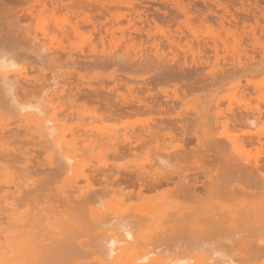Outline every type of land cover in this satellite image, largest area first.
<instances>
[{"label":"bare ground","instance_id":"1","mask_svg":"<svg viewBox=\"0 0 264 264\" xmlns=\"http://www.w3.org/2000/svg\"><path fill=\"white\" fill-rule=\"evenodd\" d=\"M8 1H10V0H8ZM22 1H24V0H22ZM25 1L28 2L27 0H25ZM75 1L77 2V0H75ZM82 1L83 0H81V2ZM130 1L131 0H129V5L128 6L131 7V4H130L131 2ZM143 1H145V0H143ZM143 1H142V4H143ZM155 1L157 2V0H155ZM184 1L185 0H183V2ZM6 2H7V0H6ZM85 2L87 3L88 1H85ZM90 2H88L87 5H89ZM166 2H167V0H166ZM173 2H175V0H173ZM11 3H13V2H11ZM11 3L9 4L10 7H11V5H13ZM35 3L36 2H34V4ZM48 3H44V4H48ZM57 3H59V2H57ZM69 3H70V1L68 3H66L67 6H69L68 5ZM78 3H80V1H78ZM82 3L84 4V1ZM82 3H80V4H82ZM162 3H165V2H162ZM176 3H177V1H176ZM180 3H178V4H180ZM44 4L43 5L40 4V5L44 6ZM49 4H48V6H49ZM73 4L74 3H72L69 6V7H71L70 8L71 10H73L72 9ZM75 4H76V6H75ZM75 4H74V7L73 8H75V7H77L79 5L77 3H75ZM167 4H173V6L175 5L172 2L171 3H168L167 2ZM237 4H239V3H237ZM21 5H22V3L20 4V8L22 7ZM36 5H37V8H36ZM36 5H35L34 9H38V4H36ZM52 5L53 4H50V6H52ZM87 5H86V8H85V9H87L85 11L86 13L88 12V10L90 8ZM97 5H99L97 8L102 7V4L101 5L100 4H97ZM156 5H158V3H156ZM183 5H185V4H183ZM196 5H198V4H196ZM4 6H6V5L4 4ZM30 6L29 7L26 6V9H24V7H22V10L24 9L25 12L28 11L29 14H30V16H31V14L33 13L32 12L33 8L30 7ZM42 6H40V7H42ZM81 6H83V5H81ZM113 6H115V5H113ZM122 6H127V5L126 4H123ZM134 6L131 7V8H134ZM137 6H138V4H136V7ZM141 6L142 5L140 4L139 7H141ZM146 6H147V4H146ZM175 6H177V5H175ZM180 6H181V4H180ZM208 6L210 8V5H208V2H207V7ZM66 7H64V9ZM84 7H85V4H84ZM105 7H106V5H105ZM130 7L128 8L129 10H130ZM171 7H172V5H171ZM178 7H179V5H178ZM192 7H193V5H192ZM31 8H32V10H31ZM47 8H49V7H47ZM112 8H114V7H112ZM175 8H174V10H175ZM51 9H52V7H51ZM78 9H80V8H78ZM78 9H76V13H77ZM93 9H94V12H99L97 10L95 11V6H94L92 8L91 12L89 10L90 14L93 12ZM121 9H122V7H120V10ZM137 9H139V8H137ZM181 9L182 8H180V10ZM212 9H213V7H212ZM0 10H1V7H0ZM57 10H59V8ZM61 10H62V8L60 9V11ZM67 10L70 11L68 9V7H67ZM99 10H101V8ZM105 10L103 11L104 13H102L103 16H104V14L106 15V13L108 14V11L106 12ZM133 10H134V12H136L135 11L136 8L133 9ZM147 10L149 11V9H147ZM147 10H145V11L143 10V12H147ZM177 10L179 12V9H177ZM190 10H192V9L190 8ZM15 11H16V9H15ZM65 11H66V9H65ZM79 11H81V10H79ZM170 11H172V10H170ZM195 11H198V10L196 9ZM201 11H200L199 14H201ZM218 11H217V13H218ZM25 12H23V14H24L23 16H25V17H23L22 15H20V16H22L23 18H25V19L28 20V18H27L28 17V14H27V17H26ZM67 12H65V15H66ZM83 12H84V10H83ZM89 12L87 14H89ZM44 13H47V11L44 12ZM153 13H155V12H153ZM174 13H176V12H174ZM180 13H177V14L180 15ZM194 13H192V11H191V14H194ZM256 13H257V11H256ZM14 14L16 15V13H14ZM17 14H19L18 11H17ZM62 14H60V15H62ZM94 14H97V15H93V14L92 15L93 16H97V17L99 16L98 13H94ZM152 14H151V16L154 15V14L153 15ZM177 14H176V16H177ZM15 15H13V17L11 16L12 18L10 17V19H15L14 18ZM34 15L36 16L35 13H34ZM123 15H122V17H123ZM158 15H159V13H158ZM171 15H174V14L172 13ZM63 16H64V14H63ZM67 16L70 17V15H67ZM77 16L80 17L79 15H77ZM100 16H102V15H100ZM103 16L100 19H103ZM113 16H114V14H113ZM197 16H199V15H197ZM253 16H255V15H253ZM78 17H76V18H78ZM122 17H121V19H122ZM157 17H159V16H157ZM20 18L18 17V19H17V17H16L17 20L16 19L13 20V21L11 20V21H9V23L7 21V24H5V25L8 26V29L6 27V32L7 33H5V31H4L5 30V27H4L5 25L3 24L4 25L3 26L4 27L3 28V33L2 32H1L2 34L0 33L2 35V37L0 35V53H13V54H15L14 55V59L20 65L19 68L16 69V70L0 71V161L3 159L2 161L5 160L7 162V164H5L6 162L5 163H3L2 161L0 162V192H1V194H0V264H142L143 261H146V264H232V262L234 260L237 261V262H239V264H257V262L264 260V175H263L264 174V169L262 170L263 172L262 171L260 172V169H259V168H261V166L263 167V164L264 163L263 162L261 163L260 160L263 158L264 154H261L262 156H260V157H262V158H260V160L257 159V156H254V157L251 156L249 154V153H251V152H249L251 149L248 151L249 153L246 152L247 150H244L245 147H244L243 142L245 140H247L248 138H245L244 137L245 139L243 138L244 141L242 142L241 139H240V137H239V139H237V137L234 136L235 130H233L234 133L232 131V129L234 127H236V129H237L240 126H242L241 119H240L241 117L243 118L244 123H245V124H243V126L244 127H247L248 123L250 121H252V119H250L251 115L245 114V116L243 117L242 114H243L244 110H243V112L241 111V113H242V114H240V116L242 115L241 117L240 116L239 117L237 116V118H234L232 116L230 118V119L234 118V120L236 119L235 120L236 122H238L237 121L238 118L240 119V122L237 123L238 124V127H237V125H235L236 124L235 122H234L235 123L234 124V127H232L233 125H231L229 123L228 124L231 125V126L228 127L226 121H221L220 120V119L224 118V117H222V115L220 116V112L223 109L219 113L217 112L216 114H213L211 116L208 114V116H210L209 119H207V117L205 119V115L204 114L195 113L196 117H195L194 120H196V122L199 125H201V127H202L201 129H202V132H203L202 133L203 134L202 139H201V136H198L199 138H197L198 139L197 142L199 143V146H198L199 148L197 147L198 148V153L197 154H199L200 156L199 155H195V152H193L192 149H189V147H188V149H186L184 146H182V144H183V142H185V140L184 141L182 140L181 146L184 147V149L187 150V151H189V152H187V151L183 152L184 149L183 150L180 149L181 150L180 151L181 153L179 151H177L179 149L177 147V145H176L177 142L173 141L176 146H174L173 143L171 144L170 143V140H169V143H168V141H167L169 139V135L168 134H167L168 135V139L166 140L167 142L164 143V145L162 144L163 138L162 137L159 138L158 135L161 136L164 133L165 134L168 133L166 131L167 129H164L163 128L164 125H166V124H163V122H162V124H163V127H162L163 129L162 130H161V128H157V129H159L161 131V132H159V130H158L159 133L156 132V131H153V128L154 127L153 128L147 127V125L150 126V123H151L150 122L151 121V115L152 116L154 115V114H148L149 113L148 110L150 108L146 109V107L148 105L150 106L151 104L148 101L149 104L148 105L147 104L145 105V103L147 102V100H143V102L146 101L145 103H143L142 100L140 99L141 100L140 103H143L146 106L145 107L146 112L142 108V106H144V105L141 104L142 105L141 106L140 104H135L136 102L138 103L139 101H136L135 102L133 100L135 103H132V100L130 99L131 102H129L130 105L135 104V106L136 105H139V107L141 106L142 110H144V113L143 114L141 113L142 115H145L148 112L147 114L150 115V117H149L150 119L149 118L146 119V118L143 117L144 120H145V122L148 121V120L150 122L149 124H146L145 123L146 124V127H142L141 125L143 123H140L141 125L140 124H138V125H140L142 128H140V130H139V127L136 126L137 125L136 123H135L136 125L135 124H132V125L129 124L132 127H130V126L127 125V126L124 127V130L125 131L122 132V129H121L122 127L121 128L119 127V129H117L118 126L116 127L114 125V121L115 120H112L111 118H108V119H110V120L113 121L112 126L111 125L108 126L110 123L108 125H105L103 123V120L104 119L102 120V118H104L106 115L107 116L110 115V109H106L105 108V113H107L108 110H109V112H108L109 114H106L104 117H102V116L99 117L100 115L98 116L97 115V112L95 110L92 109L93 111H95L94 113H96V114L92 113L93 112L92 110H91L92 112L90 110L88 111V109H91V108H88L89 105L92 108H95L96 106H98L99 105L98 102H97L98 105L97 104H95V105L93 104L92 106H91V102L93 100H95L94 98L96 96H97L98 99L102 96V99L104 97L105 100H106V101H104L102 103H105L107 105V101H108V102H110V104L108 103V105H112L113 104L112 105L113 108H114V106H115V108L118 105L120 106V107L118 106L116 108L118 110L116 112V109L113 110L112 107H110V106L107 105L108 108H111V110H112L111 113H114V114L117 113V115H118V112L120 110L119 108H121L122 105L124 104V103L123 104L120 103L121 100L123 102V100H125L127 98V97H124L122 95V91H124L125 89L122 90V88H120V91H119L120 94L117 93V91H118L117 89L119 88V86L121 84L117 88V85L120 83V81H118L119 82L118 83L117 81H115V78L114 79H109L110 81H108V83L106 82L107 83L106 85H102L103 83H105V81L102 78L103 81L101 80V83L99 82V84H98V86H100V89L97 88V84L90 83L91 80L90 81H82L84 79L82 76L84 74H87V73H84L83 74L84 69L86 70L84 72H87V70H88V74L91 73V70L89 68L87 69V67L85 66V64L86 65L87 64H91L90 68H92V67H94V65H97L98 64L97 62H99V66H100L101 65L100 63L101 62H104V61L105 62H107V61L109 62V61H111L112 62L111 65H110V68H111L112 64H116V67H117L118 66L117 63H120L121 62V65H122V62H125L126 65H122V67H119V68L117 67L118 69L116 68L117 70H119L121 68L123 69L126 66H128L127 63H130L132 60H134V59H136V60H138V59L143 60L148 55L145 56L144 55L145 53L144 54L143 53L142 54H139V53L142 52V50H140L141 52L140 51L139 52L138 51L137 52L135 51V53H131V50L132 49L128 48L129 45H130V44H128L129 41H128V43L127 42L125 43V44L128 45L127 46V45L124 44V42L126 40L125 41L123 40L124 42H122V41H119L117 39H114L115 38L114 35L116 33L115 34L111 33V35L109 36L110 39H111L110 41H111V44L112 45H110L108 48H106V46H105L106 43H104L107 40L104 41L103 40L104 36H102L103 37L102 38L99 35V39L97 38V40H99V43L101 45V49L98 50V48H97L98 47L97 46L98 43H96L97 40L95 41L93 39V41H92V38H91L92 35L91 34H90L91 35L90 36V35H86V34L80 32V30L83 28V26H80L79 25V27H82L79 30L77 28L76 21H75V23H76L75 25H69V24H64V21H62V20L57 21L58 20V18H57V20L54 21L56 23L55 27L57 28L56 29L54 27L57 30L56 33L59 32V33H61V34L64 35V38L63 39L62 38L61 39H58L59 37H57L55 34L52 35V36H49V34L51 33V31H49L50 33H48L49 27L47 29V25H46V22L44 20L37 19V23L34 26V29H31L29 26L27 27V23H29V22L26 23V27L23 24L24 22L23 23L21 22V24H19L20 20L22 19V18L21 19ZM32 18H34V17L32 16ZM36 18H38V16ZM71 18H73V17H71ZM104 18H106V17H104ZM128 18H130V17H128ZM194 18L195 19H193V20H196V17H194ZM74 19L75 18H73V19L70 20V18H69V21H73ZM98 19H99V17H98ZM160 19H162V15H161V18ZM165 19H166V16H165ZM29 20H32L31 17H30ZM148 20H149V18L147 19V21ZM158 20H156V21L158 22ZM190 20H192V19H190ZM5 21H6V19H5ZM97 21H100V20H97ZM240 21H242V20H239L238 24L241 23ZM247 21H249V20L247 19ZM10 22L13 24V26H12V24H10ZM31 22H34V21H31ZM110 22L108 23V26L111 24ZM138 22H140V21H138ZM143 22H146V21L143 20ZM151 22H148V23H151ZM154 22L155 21H153L152 23L155 25L156 23H154ZM201 22H205V21L202 20ZM116 23L117 22H115V24ZM165 23L166 22H164V24ZM92 24H94V23H92ZM105 24L107 25L106 22H105ZM121 24L118 25V23H117V25L119 27H121L120 26ZM173 24H174V22H173ZM173 24H170V26L173 25ZM236 24H235V26H236ZM21 25L23 27H21ZM30 25H33V23H31ZM83 25H85V23ZM97 25L99 26V24H97ZM144 25H145V23H144ZM0 26H2V25H0ZM87 26H88V24H87ZM89 26H91V25H89ZM98 26L92 25L91 26V27H93L91 29L92 32L94 31V28L96 27V29H97ZM167 26H169L168 23H167ZM233 26H234V24H233ZM51 27L52 26H50V28ZM126 27H127V25H126ZM191 27L189 29H191ZM255 27L256 26L254 25V29H255ZM12 28H14V29H12ZM96 29H95V32H96ZM99 29L100 28H98V30ZM124 29H125L124 31L129 32V31H127V30H129L128 28H127V30H126V28H124ZM54 30H53V32H54ZM88 30H90V29H88ZM105 30H103V31H105ZM212 30H213V28H212ZM99 31H102V29H100ZM108 31H110V30L108 29ZM121 31H120V33H121ZM71 32L74 34L72 36L74 38L73 41H71L72 38L70 39V36H69L71 34ZM188 32L191 34L192 31L191 32L188 31ZM246 32H247V30H246ZM246 32H245V34H246ZM59 33H58V35H59ZM85 33H87V31H85ZM120 33H119V35H120ZM162 33H164L163 30H162ZM207 33L208 32H206V34ZM104 34H106V32H104ZM131 34H133V33H130V35ZM192 34H195V33L192 32ZM192 34L190 35L191 37H192ZM122 35H123V33L121 34V36ZM126 35L128 36V34H126ZM130 35H129V37H131ZM137 35L139 37V34H137ZM152 35H151V38H152ZM186 35H187V33H186ZM220 35H218V36L220 37ZM248 35L250 36L251 34L249 33ZM94 36L96 37L97 35H94ZM121 36H118V34H117V37L120 38ZM193 36H195V35H193ZM197 36L200 37L199 35H197ZM197 36H196V38H197ZM204 36L205 35H203V37ZM157 37H159V36H157ZM184 37L186 38V36H184ZM187 37H189V35ZM191 37H189V39ZM243 37H242V39H243ZM134 38L135 37H133L132 40ZM261 38H263V37H261ZM136 39H138V38H136ZM148 39L149 38H147V40ZM155 39H156V36H155ZM168 39L165 40V41L166 42L168 41V43L170 45H173L174 46V44H177V42L175 41L176 40L175 38H174L175 40H173V39H171V40L169 39L168 40ZM177 39H179V38H177ZM193 39H194L193 42H196L198 40V39L196 40L195 38H193ZM200 39H201V40H199L200 42L197 41V43L203 42V39L204 38H200ZM205 39H206V36H205ZM208 39L210 40V37H208ZM211 39H213L212 36H211ZM215 39H220V42L222 40L224 44L226 43L225 42L226 41L225 39L223 40V39L218 38V37L215 38ZM191 40H189L188 42H191ZM209 40H206L205 44H204V42H203V44L206 45V43L209 42ZM94 41H95L96 45L93 43ZM135 41H136L135 44H138L139 46H140V44L143 43V41L142 42L139 41L140 44L137 43V40H135ZM162 41L163 40H161V42ZM260 41H261V39H260ZM149 42L150 41H148V43ZM151 42H150V44H152L154 41L152 43ZM215 42H217V40ZM233 42H235V41H233ZM197 43H195V45ZM223 43L221 42L220 44L223 45ZM123 44H124V47H123ZM135 44L133 43V46H131V48L132 47L133 48L136 47L135 49H137L138 46L135 45ZM181 45H182V43H181ZM84 46H87L88 47V49H86V50H88V52L85 51V53L87 52V54L84 53V50H85V49L83 50ZM156 46H157V43H156ZM166 46L167 45L163 46V44L162 45L160 44V47H161V48H159L160 51H161L162 48L165 50ZM188 46H187V48H188ZM199 46H201V45H199ZM214 46H213L212 50L214 49ZM245 46H247V45L245 44ZM190 47H192V46H189V48ZM209 47H211V46H209ZM216 47H218V46H216ZM232 47H230V48H232ZM187 48H186V50L188 52V49ZM234 48H233V50H234ZM152 49L155 50V48H152ZM159 49H158V51H159ZM192 49H194V48L192 47ZM206 50L207 49H205V51ZM216 50H217V48L214 49V51L212 52V55L214 54V56H217L218 53L216 52ZM233 50H231V52H232L231 54L233 55V59L235 57H236V59H238L237 57H239V56H234V54H235L236 51L233 52ZM146 51H148V50H146ZM177 51H176V53H177ZM184 51H185V49H184ZM195 51H196V49H195ZM218 51H220V50L218 49ZM240 51H242V50H240ZM174 52H175V50H174ZM187 52H186V54H188V56L190 57V54L192 53V51H191V53H189V52L187 53ZM159 53L162 54L161 52H159ZM198 53L201 54V53H204V52H201V53L198 52ZM198 53H197V55H198ZM263 53L264 52H262V56H264ZM138 54H139V56H137ZM160 54H158V53L154 54V56H153L154 58L151 56L153 59H151V57H150V59H151L150 61L151 62L149 61L150 63L147 64L148 61L147 62L145 61V63L148 66L150 64V67H152L153 69H154L156 63H157L156 64L157 69H159L158 66L159 67H161V66L164 67L167 71L169 69L171 70V68L173 66L177 68V66L174 65L177 62V58L174 61H173V59L175 57L173 59L170 58V60L168 59L172 63V66L170 65L171 68L169 66V69H167L168 68V65L166 64L167 65V68H166L164 66L165 64H163L164 63L163 60H165V62H166V59H167V58L164 59L165 57H167L165 55L166 53L164 54L165 56H163V54L162 55H160ZM204 55H202V58L204 57ZM239 55H241V54H239ZM251 55H253V54H251ZM188 56H186V57H188ZM198 56H200V55H198ZM218 56H219V54H218ZM226 56H227V53L225 55H222L221 57L223 58V57H226ZM258 56L261 58L262 57L261 56V53L259 55H257V57ZM191 57L195 58L196 57V54H195V57L194 56H191ZM205 57H208V56H205ZM211 57L213 58V56H211ZM228 57H229V60L231 61L230 58H232V57H230V56H228ZM228 57H226V58L228 59ZM240 57L242 58L243 55L240 56ZM247 57H248V55H247ZM247 57L245 56V57H243V59L245 58V60H246ZM254 57H256V55H254ZM12 58L13 57H10V59H12ZM182 58H184V57H182ZM188 58H186V59H188ZM215 58H217V57H214L213 59H215ZM226 58H225V60H226ZM203 59H205V58H203ZM253 59L254 58H252V61L250 59H248L247 61L250 60V62L252 63L254 61ZM27 60H28V63H29V60H30V62L31 61H33V62L35 61V62H38V64L39 63L40 64H42V63L44 64V62H47V64H49V65L48 66L46 65L45 67H42V68H44V69H42L40 64L36 66L37 63H34L36 68L37 67L39 68V66H40L41 69L39 68V71L36 70L37 72H39L38 73L39 74L38 75L39 77L36 75V76H34L36 79L34 77H33L34 79H32V78L30 79V77L28 75L29 73L26 70V69H28V67L26 68V65L27 64L25 65V61L27 62ZM62 60H65V62H61ZM136 60H134V63L136 62ZM146 60H149V59H146ZM196 60H198V59H196ZM239 60L240 59L237 60L238 61V63L236 62L237 64L234 63L235 60L233 62L231 61V63H232L231 66H233V64L234 65H237L236 71H237V69H239L238 67L243 66L242 63H241V61H243V60H241V61H239ZM260 60L261 59H259V61ZM263 60H261V61L264 62ZM208 61H209V59H208ZM210 61H211L212 64L214 63L213 60L210 59ZM261 61H260V63H261ZM141 62H143V61H141ZM141 62H140V60L136 62V63L140 64V66L137 67V68H139L138 69L139 71H140V67H141ZM152 62H154L153 63L154 67L151 66V63ZM161 62H163V63H161ZM178 62L180 63L179 60H178ZM183 62L185 63L186 61H184V59H183ZM193 62H195L194 59H193ZM245 62L243 61L244 65H246ZM80 63H82V64L84 63L83 64L85 66L84 69H82L83 66ZM132 63H133V61L130 64H132ZM145 63H142V64L143 65H146ZM158 63H160V64H158ZM204 63L206 65L205 66L206 68H208V66L211 64V63H209V65L207 66V63L208 62H205V60H204ZM195 64H193V66ZM228 64H230V62H228ZM252 64H251V66H252ZM255 64H258V61ZM102 65H103L104 68L99 67L97 65L96 66V67H98L97 69L99 70L101 68L102 70L104 69V71L106 69H109L108 68L109 64H105L106 66L104 64H102ZM132 65H134V64H132ZM143 65H142V67H143ZM248 65H250V64H248ZM27 66H29V65H27ZM119 66H120V64H119ZM134 66L132 67L133 68L132 69V72L129 69V66H128V68L126 67L125 69H123V71L128 69L129 70L128 73H131L132 74L133 73V70L136 69V66H135V68H134ZM218 66H216V68L218 67V71L219 72L222 71L221 69H219L221 65L218 64ZM228 66H230V65H228ZM228 66H226V67H228ZM251 66H249V67L250 68L254 67V65L252 67ZM33 67L34 66H32V68ZM80 67H81V69H80ZM88 67H89V65H88ZM96 67H94V68H96ZM113 67H114V65H113ZM142 67H141V69H142ZM195 67H197V65ZM200 67L202 68L203 66H200ZM205 67L202 68V71H203V69ZM246 67H248V66H246ZM246 67H243V69L246 68ZM77 68L79 69V72L81 71V73L83 74V75L81 74V77L83 79H80L81 80L80 82H78V79L77 78L73 79V80H76L77 79V82H78V83L74 84V86L76 85L74 87V89L77 90L76 91L73 88H71L72 87V85H71L72 83L71 82L73 80L71 81L70 79L71 78H74L76 76V75L75 76L72 75L73 77H71V74H72L71 73V70L75 69L73 71L78 72ZM152 68H150L151 69L150 71H153ZM164 68H163V70H164ZM213 68H212V71H214V70L216 71V68H214V69ZM232 68H234V67H232ZM240 68L242 69V67H240ZM97 69H94V71H93L95 75H96V73L98 74V72L95 73V70L98 71ZM144 69L147 70V68H145V66H144ZM181 69H184V68H181ZM196 69L198 70V68H196ZM205 69H204V72H205ZM209 69H210V66H209ZM247 69H249V68H247ZM247 69H246V71H249ZM44 70H48L49 72L46 73L47 71L45 72ZM89 70H90V72H89ZM115 70H113V71H115ZM210 70L209 71L206 70L207 71V74L205 72V74L207 75V77L209 75L212 76L213 74H215V72L213 73ZM234 70H235V68H234ZM100 71H99L100 75L102 73H104L103 71L102 72H100ZM113 71L111 73L110 72V69H109L108 72H110V75H112L113 74ZM150 71L148 70V72H150ZM175 71H176V69L174 70V72ZM186 71L184 73H186ZM251 71H250V73H251ZM116 72H118V71H116ZM116 72H114V74H116ZM119 72H120V70H119ZM119 72H118V75H120V76L123 75L121 73L122 71L120 72L121 74H119ZM124 72L126 73L127 71H124ZM144 72H146V71H144ZM161 72H162V70H161ZM170 72H168V73H170ZM174 72L172 71L173 74H174ZM181 72H182V70H181ZM189 72H190V70H189ZM197 72L198 71H196L195 73H197ZM199 72H200V74L202 73L201 70H199ZM208 72H210V73L208 74ZM219 72H216V73L219 74ZM233 72L235 73V71H232V74H234ZM238 72L241 73L240 70ZM137 73H139V72H136V74ZM155 73H156V71H155ZM155 73H153V74H155ZM193 73H194V71H193ZM193 73H190V74L192 75ZM224 73H220V74L222 75ZM35 74H37V73L35 72ZM94 74H92V75H94ZM171 74H170V76H171ZM176 74H174V75H176ZM188 74H186V77H187ZM190 74L188 76H190ZM200 74H198V76ZM220 74H219V77H221ZM227 74L228 73L226 71V75L223 76V79L229 80V79H231V76L233 77V75H231L230 72H229V75L230 76H228ZM254 74H256V73H254ZM262 74L263 73H261L259 76H262V78H263L264 76ZM30 75L32 77L33 73H31ZM126 75H128V77H129V74L126 73ZM134 75H135V73H133V76ZM251 75H253V74H250V76ZM69 76H70V79H69ZM108 76L109 75H107V77ZM113 76H111V77L113 78ZM133 76L131 75L130 76L131 78L129 77L128 78L129 80H127L126 83L128 81H130V80H133V78H132ZM195 76L198 77L197 75H195ZM202 76H205V75H202ZM256 76L259 77L258 75H256ZM90 77L92 78V76H90ZM98 77H100L99 74H98ZM121 77H125V76H121ZM163 77L166 78V76H163ZM179 77L181 79V77H185V75L183 74V76H179ZM228 77H230V78L228 79ZM242 77H244V76H242ZM78 78H80V76ZM117 78H116V80H119V78L118 79ZM160 78H162V77H159V79ZM192 78H194V77H191V79ZM209 78H210V76H209ZM215 78H217V76H215ZM247 78L248 77H246L244 79L246 80ZM125 79H127V78H125ZM197 79L198 78H196L195 81ZM204 79L202 78V81H204ZM212 79H213V77H212ZM6 80L8 81V87L5 86V81ZM123 80H121V81L123 82ZM172 80L173 79H171L170 81H172ZM217 80L220 81V78L219 79L217 78L216 81H214V82H217ZM247 80H249V79H247ZM260 80H259V84L257 83L259 85V86L257 85L258 86L257 88H259L261 90L260 86H262V84L260 85ZM141 81L142 80H139L138 82L137 81L136 82L137 83H140ZM192 81H194V80H192ZM252 81H253V79H252ZM74 82L75 81H73V83ZM134 82H135V78H134ZM169 82L167 81V83H166L164 81V83H165L164 85H166V84L168 85ZM249 82H251V80ZM68 83H70L71 86ZM144 83H145V81H144ZM190 83H191V81H190ZM196 83H197V81H196ZM198 83H200V82H198ZM205 83H208V82L204 81V84ZM159 84H160V82H159ZM200 84H198V86ZM204 84H203V86H205ZM215 84H217V83H215ZM93 85H95V87H94L95 89L92 88ZM111 85H113V86L112 87H109ZM130 85H132V84H130ZM154 85H155V83H154ZM156 85H158V83ZM207 85H210V83L207 84ZM207 85L205 87H202V86H199V87H202L203 90H206L205 88L207 87ZM253 85L254 84L252 83L251 86L254 87V89H255V85L254 86ZM120 87H123V86H120ZM127 87L128 86H126L125 88H127ZM180 87H182V84H181ZM189 87L191 88V85ZM252 87L250 89H252ZM262 87H264V86H262ZM82 88L84 90L88 89L89 90V94H91V92L94 93V95L91 94V95H93L94 98H91V97H90L91 99L90 98H87L88 100L86 102H87V104L89 103V105H87V104H85V105L88 106L87 107L88 109L86 108V106H84L83 102H85L84 99L86 100V97H89V96L87 95L88 93L85 91L87 93L86 94L87 96L86 95H83V94H85V93H83L82 95L84 97L86 96L83 99V96L79 93V91H83ZM136 88L137 87H135L134 89H136ZM154 88H155V86H153V89ZM234 88L235 89H238V87L237 88L234 87ZM97 89H99V90H97ZM141 89H143L142 86H141L140 90ZM144 89H146V88L144 87ZM193 89L194 88H192V90ZM263 89H262V92L264 94V90ZM73 90H74V92L76 91V93L72 94L73 93ZM136 90H138V88ZM197 90H199V88H197ZM197 90H195V91H197ZM102 91H104L106 93L107 92H111V94L115 92L116 95L118 97H120L119 99H121L120 102L118 100V102L121 105L120 104H117L118 103L117 101H114V100L112 101V99H114V98L116 99L117 98V97H114L113 94L112 95L109 94L110 97L112 96L113 98H110L109 95L106 94L110 98V101L107 100L109 98H107L106 95L105 96L100 95L101 93H104ZM128 91L129 92H132L133 91V88H132V90L128 89ZM128 91H125L126 94H127ZM238 91H241V90H238ZM245 91H246V89H245ZM252 91H253V89H252ZM133 92H135V91H133ZM139 92L141 93V91H139ZM179 92H180V90H179ZM262 92H261V94H262ZM98 93H100V94L97 95ZM181 93H182V91H181ZM253 93H255V90H254V92H252L250 94H253ZM77 94H80L81 95V96L78 95L79 97H81V99L80 98H77L79 100H76L75 99V96ZM131 94L132 93H130V97H131ZM227 94H229V93H227ZM239 94H236V95H239ZM128 95H129V93H128ZM135 95H136V93H135ZM154 95H155V93H154ZM171 95H173V94H171ZM248 95H249V91H248ZM248 95L245 94L244 96L246 97ZM136 96H135V98H136ZM157 96L159 97V99H161L160 98L161 95H158L157 94ZM132 97H133L132 99H134V93H133V96ZM148 97H150V96H148ZM186 97H188V96L186 95ZM225 97H223V98H225ZM240 97H242V96H240ZM13 98L15 100V103L13 102ZM61 98L62 99L65 98L67 100V105L69 104L68 105L69 107L66 105V103H65L66 101L63 102V103H65L64 105H66V107L65 106H62V104L59 102ZM247 98H248V100H247ZM247 98H246V102L249 101V99L251 98V96L250 97H247ZM252 98L254 99V97H252ZM148 99H151V98H148ZM156 99H158V98L156 97ZM235 99H236V97H235ZM81 100H82V103H81ZM128 100H129V98H128ZM261 100L262 99H260L259 102L263 103V100L262 101ZM77 101H79L81 103V104L78 103V105L80 104L81 108L78 105H77L78 107H76L79 110L75 108L76 104H74V102L76 103ZM111 101H112V103H111ZM220 101H222V99ZM231 101H230V103H231ZM94 102H96V100ZM157 102H159V101H157ZM160 102L161 103H165V100H164V102H162V101H160ZM166 102H167V100H166ZM235 102L234 103L232 102V103L235 104ZM125 104H126V101H125ZM129 104L126 105V107L128 108L129 111L128 110H123V114H124L125 117H123V119L122 118L121 119L124 120V121H125L124 118H127L128 117V114L130 113V111L132 109L133 110H136L135 113L138 112L137 111L138 108L134 109V105H133V108H131L132 106L131 107H128V106H130ZM156 104L157 103L155 102V105ZM160 104H159V106H160ZM167 104H169V103H167ZM167 104H166V106H167ZM173 104L176 105V103H173ZM200 104H199V106H200ZM221 104L222 103L220 102V105ZM223 104H222V106H223ZM255 104L258 105L257 103H255ZM100 105H103V104H101V101H100ZM100 105H99V109H100ZM106 105H105V107H107ZM177 105H178V103H177ZM256 105H255V107H256ZM259 105H261V104H259ZM253 106H250L252 108H249L248 105L244 106V108L245 109H248V111H250V110L252 111V112L251 111L248 112V111L245 110V112H248V113L252 114V116L256 115V112H257V115L256 116H258V117H255L254 116L253 122H250V123H252V125H250V123L248 125L250 128L252 126V129H250L249 127H247L249 129H245L246 134L248 132L249 135L254 130L253 129L254 128L253 125H255V122L258 123L257 121L260 120V116L262 117V115L264 114L263 113L264 112V110H263L264 107L263 106H261V107H263V108H261V110L256 109V108L254 109ZM61 107H65V110L68 107V110L67 111H69L68 112V113H70L69 117L73 120V121L71 120L72 123L69 124V122H68V121H70V119H69V117L67 118V116H68L67 111L66 112L64 111L67 114V116L65 114H63L64 113L63 111L62 112H59ZM102 107L103 106H101V109H102ZM150 107L152 108V105ZM194 107L196 108V106H194ZM217 107H218V105H217ZM96 108H98V107H96ZM232 108H234V107L232 106ZM22 109H24V110H22ZM74 109L76 111H74ZM123 109H125V108H123ZM154 109H155V111L157 110L155 107H154ZM154 109H152V110H154ZM161 109H160V112H161ZM219 109H217V110H219ZM103 110H104V108L102 109V111ZM106 110H107V112H106ZM166 110H168V109H166ZM166 110H164V111H166ZM191 110H190V114L188 113L190 115V117L193 115V114L191 115V113H193V110H192V112H191ZM230 110L233 111V109H231V108H230ZM262 110H263V112H262L263 114L261 113ZM120 111H122V110H120ZM126 111H128V112H126ZM139 111H141V110H139ZM151 111H150V113H151ZM168 111L171 113L172 109L170 108V110H168ZM231 111H229L228 113L230 114ZM234 111H236L237 113H239L238 110H234ZM124 112H126V113H124ZM156 112L158 113L159 111L157 110ZM98 113H100V111ZM105 113L104 112H101L100 114L101 115H104ZM152 113H153V111H152ZM114 114H113V116H114ZM119 114L120 115H118L117 118H116V115H115V119H119L118 117H121L122 112H120ZM133 114L131 113V115H133ZM141 114L139 113V115H141ZM164 114H166V113H164ZM176 114L175 115L173 114V115L176 116ZM181 114H182V112H181ZM229 114H227V115L230 117L231 115H233L235 113L232 112L231 115H229ZM224 115H225V113H224ZM159 116H160V114H159ZM161 116H163V115H161ZM178 116L179 115H177V117ZM235 116H236V114H235ZM155 117L156 116H153L154 119H152V120H155ZM229 117H227V118H229ZM164 118H166V116ZM178 118H180L179 119L180 120V123H182L183 121H185V120H183V121L181 120V118L182 119H185V115H183V117H178ZM192 118H193V116H192ZM108 119H106L105 121L107 122ZM131 119H132V117L130 118V120ZM133 119H135V118H133ZM157 119H156V122H157ZM172 119L174 120L175 118L173 117ZM130 120L128 118V121H125L124 122L125 124L124 123H121V125L122 124L123 125H126V123L128 124L130 122L132 123V121H136L137 122V120H139V119H135V120H132V121H130ZM179 120L176 121V122L178 123ZM234 120H230V121L232 122ZM166 121H167V119H166ZM166 121H165V123H166ZM191 121L189 120V122H191ZM245 121L247 122V125H246V122ZM228 122H229V120H228ZM171 123L172 122H170V123L168 122V124H171ZM174 123L175 122H173L172 125ZM194 123L195 122L190 123V124H188V126L189 125L190 126L191 125L195 126L196 123L195 124ZM12 124H13V126H14V124H16L14 128H13V126L11 127ZM118 124H119V122H118ZM151 124H153V123H151ZM184 124H185V122H184ZM239 124H240V126H239ZM121 125L119 124V126H121ZM133 125H135L136 127H138V130L137 129H134L135 127ZM153 125H155V124H153ZM169 126L170 125H168V127H167L168 128V131L171 128H176V127H171L169 129ZM180 126H182V125H180ZM188 126L185 127V128L187 129ZM218 126L219 127L221 126V128H222V131L219 133V137H220L219 140H218L219 142L216 141L215 138H214V134L217 132V130H218L217 127ZM243 126H242V128H244ZM261 126H264V124L263 125H260L258 128L261 129ZM227 127L230 128V129L232 127V129L231 130L229 129V130L231 131V133L233 135L228 132ZM190 128L192 130V127H190ZM258 128H257V125H256L255 129H258ZM180 129H182V128H179V130ZM193 129H194V127H193ZM187 130L189 131V129H187ZM187 130H186V132H187ZM198 130L200 132V129H198ZM214 130H216L215 133H214ZM249 130L251 131V133H250ZM237 131H239V133H240V131L243 132L241 130V127H240V130L237 129ZM178 133H179V131H178ZM181 133H182V131H181ZM181 133H179V136H180ZM191 133H189V134H191ZM262 133H263L262 135L264 137V132H262ZM246 134H244V136H246ZM198 135H200V134H198ZM240 135H241V133H240ZM252 135L251 136H246V137H249L252 140ZM256 135H253V138ZM262 135H261V137H259L260 139L263 138ZM170 136H171V134H170ZM175 136H177V135H175ZM156 137L158 138V140L160 139L162 141L155 140V139H157ZM163 137H164V142H165V136H163ZM173 137H174V135H173ZM180 138L182 139L183 137H180ZM145 139H146L147 142H145ZM177 139H178V137H177ZM181 139H179V140H181ZM193 139H195L194 136H193ZM216 139H217V137H216ZM220 139H221V141H220ZM172 140H174V138L173 139L171 138V141ZM191 140L192 139H190V141ZM251 140H250V143H248V141H247L248 144L245 141V144H247V146H250L251 145V142L252 143H255L254 140H253L254 142L251 141ZM256 140H258V138ZM17 141L19 143L20 142L21 143H23V142L26 143L27 142V144L28 143H30V144L31 143L33 144L34 143L33 145H35V143L39 144L41 146L40 149L42 148L43 152L45 153V158H41V159H44L43 160L44 161L43 164H40V166H38L39 163L36 162L37 159H38L37 157H41V154L40 153H42L43 156H44V153L42 152V150L39 151V149L37 150V148L35 147L36 148L35 149L36 151H35L31 147V145L28 144V146L32 148V150H33L34 153L37 152V151H39L37 155L40 154L37 157H36V155H33V157H31V155H30L29 156L30 158H29L28 157V154H31V152H32L31 151V148H28V150H25L28 147L27 144H25L27 147L24 148L25 147L24 146V143H23V146H22V144L20 145L19 143H16ZM31 141H33V142H31ZM142 141L145 142L144 143L145 145H142L140 143ZM80 142H82V145L79 144ZM159 142H161V144ZM15 143L17 144V147L18 148L17 147L15 148V146H16ZM139 143L143 147H139L140 149L137 150V147L140 146ZM167 143H168V145H166ZM191 143H193V142L191 141ZM137 144H138V146H137ZM189 144H190V142H189ZM12 145H14V147ZM152 145H154V147ZM257 145H258V143H257ZM19 146H21L20 148H22V149L24 148L25 151H21L22 149L20 150L19 149ZM194 146H196V143L194 144ZM150 147H151V149H150ZM186 147H187V145H186ZM209 147L214 150V153H213V151ZM262 147H263V145H262ZM141 148H143V149H141ZM144 148H147L148 150L143 151ZM175 148H177V149H175ZM259 148H260V146H259ZM245 149H247V147ZM134 150H136L135 156L138 155L139 152L143 151V153L141 152L142 153L141 156L138 155L139 160H140L139 162H136L137 161V158H136V161H132V164L133 165L130 163L132 166H130L129 164H128V166L127 165H124V163H122L123 166H117V163L116 162H119V163H121V161L123 162L122 159H126L125 158V157H127L126 155H128V156L130 155V159H131L133 153L135 152ZM210 150H211L212 153L206 154V152H208ZM220 150L223 151V152H225V151L227 152V154L225 153L226 156H228V159L227 158L225 159L226 161L222 158L223 155L218 156V154H216L217 152L220 153ZM13 151H17L16 152L17 154L14 153ZM26 151H29L30 153H28ZM171 151H173L174 153L171 152ZM195 151L197 152V150H195ZM256 151H258V149ZM259 151L261 152L262 150L260 149ZM177 152L180 153V155L181 154H184V153L185 154L187 153V155H185V154L183 155L187 159H185V158L182 159V155L180 156ZM13 153H14V155L16 154L18 156V158H15V156H14L12 159H10V157L13 156L12 155ZM108 153H111V155H112L111 157L114 158V160H113L114 162L116 160L115 157L117 159H119L125 153H128V154L122 156V158H120L119 161L116 160V162L114 163V162L111 161L112 158L109 156L110 154L108 155ZM262 153H264V151ZM85 154H87V156H85ZM116 154H119V156H117ZM191 154H194L195 156H197V158L200 157L199 159H200L201 162H204V161H202L204 158L206 159L207 157H209L207 155H211V154L212 155H215L216 154L217 156H213L214 158L212 157V155L210 156L212 158L211 159V162L213 163L215 161L218 164H219V162H221L220 164L224 163L223 164L224 166L219 164L220 167L218 166V168H220L221 170H219V169L218 170H219V173H221L220 174L221 176L218 175V174H217V176L220 179L221 178L223 180L225 179L226 182L225 181H222V183H221V181L220 180H217L218 178H216L215 176L214 177L213 176L208 177V180H206V182H205L204 180L206 179V175L208 174L209 170L212 171L209 167L213 166L211 168H216V167H214V165H216V164H214V163L212 164L209 161L210 160L209 158L206 159V160L204 159L205 160L204 163L206 164V166L209 164L208 165L209 167L207 166L209 168V170H207L208 172H206L207 174L205 173V176H204L201 171H203V172L206 171L207 167L204 165L206 167V169H205V167L203 166L204 163H201L200 164V161H199V165L200 166H197V165L196 166L197 167H200V168H201V166H203L202 169L203 168L204 169L201 170L200 168H198V169H196L197 170L196 171L195 168H194L195 164L194 165L192 164V162H196V161H191L189 158H192L193 156H190V157L188 156V155H191ZM202 154L203 155L205 154L206 157L204 156L203 158H201L203 156ZM177 155H179L180 158ZM34 157L36 159H34ZM109 157H110V162L112 164H108ZM172 157L173 158H176V160L174 159L173 162H171V159L173 160ZM31 158H33V161L35 163H37V166H36V164L33 165L34 167L36 166L35 169H33L34 167H32V165L29 164V162L32 161V160H30ZM140 158L142 159V161H141ZM127 159H128V157H127ZM188 159H189V161H188ZM219 159H221V160H219ZM8 160H9V162H8ZM184 160H186V162ZM20 161H22L23 163H20ZM39 161H42V160H38V162ZM175 161H177V163ZM178 161L181 162V163H183V164H185V165H186V163H188V162L191 161L190 164H192L193 167L192 166L190 167L189 164H188V168H192L193 171L198 172L200 177L197 176L198 174L197 175L195 173L193 174L192 171H190L191 175H193V176L195 175L194 176V181L190 182L193 178L191 179V177H189V175H188L189 173L187 174V171L189 172V170H187L188 168L186 169L187 171L185 170V168L187 167V165L184 168V166L182 167V164H181V166L178 165ZM206 161H208V163ZM11 162H15V163L14 164L12 163L13 165L11 166ZM94 162H95V164H93ZM174 162H175V164H174ZM258 162H259L260 165L261 164L262 165L259 166L258 165ZM115 164H116V166H115ZM170 164H172L171 165L172 167H169ZM176 164L178 166H180L182 168V170L184 169V172H183L181 170V168H179V170L182 171V172L180 171V173H186V174H183L185 176H183L182 174H180L178 172L179 171L178 168H177L178 166L177 167L176 166H173V165H176ZM118 165H121V164H118ZM226 165L228 166L229 170L226 167ZM42 166L44 168L47 167V169L51 172V175H49V171L48 172L46 171V174H42V173H45V170H46V169H43V168H42L43 170L40 169ZM222 166L225 168V169L223 168V175H222ZM37 167H39V169ZM91 167H93L92 170L93 169L96 170V174H95V170L94 171H91V172H94L95 177H97V175L100 172V175L101 176H98V177H99V179H102V183H101V181L99 179H96V180H99L100 181L101 185H103V186H100L102 188H99L98 187L99 189L98 188L97 189H94L93 187H95V186H92L91 183L89 182V180H90L93 183V181L90 179L91 177L88 180V176L91 174L90 173V170H91L90 168ZM171 168H174V169H176L178 171H175V173H174V170L172 169L173 171L171 172ZM121 169H123V170L121 171ZM125 169L127 170V172L124 171ZM128 169H132V170L129 171ZM167 169H170V171L167 170ZM86 170H87V172H86ZM110 170L113 171V173L114 172L116 174L118 173V175H120V174L122 175L123 173L125 174V175L123 174L122 176L120 175L121 178H119V176H118V178L115 179L116 181L118 179H120L122 181L123 176H124V179L127 176L128 177L127 178L128 180H125L124 181V179H123V181L126 183V185L132 186V187H137L138 188L139 192L137 191L135 194L133 193L134 195H136L135 197L133 196V198H135V199H137L138 197L142 196V194L144 192L146 193V191H148V193H146L148 195H149V190L151 192L152 191L155 192V190L154 189L152 190V188L150 189V187H153L154 188L155 186H157L159 188L157 191H159L160 189L161 190L162 189L164 190V187H169V185L168 186H166V185L168 184V182L172 181V178L175 179V177H174L175 174L177 175L176 182H177V179L178 178H180V180L178 179L179 181H178L177 184H176V182H173L175 180H173L172 182H170L172 184L175 183V185H176V186L174 185L175 187H174L173 190L172 189H170L171 191L169 190L171 194L165 193V194H162L161 196L158 194L160 197L159 196H158V198L155 197L156 199H154V197H153V199L150 198L152 200H146V199H143V198L142 199L141 198H138V199H141V200H139V201L136 200V202H138L137 204H135V203L134 204H130L131 201L130 202H128V201H129L130 197L132 198V196L129 195V194H131L134 191L133 188H132V192H129L126 189H124V188H127V187H124V185H123L122 187H124L123 188V190H124L123 192H125V195L123 193H121V194L124 195V198H126V196L128 195L127 196V200L128 201L126 199H124L123 197L120 198L119 197L120 194H118V191L120 193L121 192L120 189L122 187L121 188L120 187H117V186H119V183L118 182L120 180H118V182H117L118 184H115L117 188L115 186L113 187V185H114V183L116 181L114 180L113 185H112L111 178H112V176H116V175H113L112 172H111L112 173L111 174V177L109 176L110 175L109 173L106 174ZM161 170H162L163 173L161 172ZM163 170H166V171H163ZM231 170H233L235 173L233 174V171L231 172ZM128 171H129V173H128ZM88 172L90 174L89 175H86V173L88 174ZM165 172H166V174L169 173L170 174V177H172V178H169V174H167V176H165V174H164ZM177 172L179 174H177ZM200 173H201V175H200ZM102 174H103V176H102ZM172 174H173V176H172ZM245 174L248 175V176H244ZM249 174H250V176H249ZM252 174H253V177L251 178L252 180L251 181H248L250 179V177H251ZM47 175L52 176L51 177L52 179L49 180L47 178L48 177ZM162 175H164V176H162ZM226 175H227V177H226ZM41 176H43L44 179ZM203 176L205 177V179L203 178ZM234 176H236V177H234ZM103 177H104V179H103ZM108 177H110V179ZM188 177L190 178V181L187 179ZM195 177H198L200 179L201 178L204 179L203 181L206 183V186H208L207 188H210L207 191L205 189L206 188L205 183L202 181V184L204 183L203 184L204 187L202 186V188H204V192L205 193L207 192V194L208 193H211V192L215 193L214 191H217L218 192V190H219L218 193L221 194V191L220 190L226 189L227 191L225 190L226 192L224 191L225 193L224 194L222 193V195H221L223 198L225 197L224 195H229V196L230 195H234L233 193L235 191H237V190H238L237 192H238L239 195H235L234 197H236V198H234L233 196H232L233 197L232 198L230 196L233 200L231 198H229V196H228L227 198L230 201L227 198H226L227 200L224 198L225 199V202L226 201H229L230 203L228 202L227 204H223L224 202L222 203V201H224V200L221 199L222 200L221 201L220 199H217V198H219L217 195H216L217 196L216 197L214 195H211L212 193L211 194H208V195H211L212 197L213 196L216 197L217 200H214V197L212 198L210 196V198H209L208 195L206 196V194L203 193V189H201L200 187H199L200 189H198L197 188L198 187L197 186V183H199V181L197 180L198 178L195 179ZM92 178H94V177H92ZM185 178H186V180H185ZM236 178H238V179L236 180ZM253 178H254V180H253ZM258 178H259V180H258ZM228 179H230L231 181L229 180L230 181L229 182ZM81 180H83V181H81ZM108 180H110V181L108 182ZM195 180H197V182ZM243 180H244L245 183L243 182ZM255 180H257V181H255ZM112 181H113V179H112ZM218 181H220L221 185H220V183ZM234 181L235 182H238V183L236 184ZM80 182H81V184H80ZM82 182H84V184ZM98 182L96 181L93 184L95 185ZM124 182H123V184H124ZM240 182H243L241 184H243L244 186H245V184H247L248 186H245V187H248V188H250L252 190H254L255 187L257 186L256 189H255V191L257 190L258 191L257 193L259 195L258 194H255V191H253L254 194H255L254 195L253 192L252 193L249 192V190H250L249 189V190H247V193L245 191L246 195L248 194L246 196L247 198H245V196H244V194H245L244 193V190L246 188H244V187L237 188L239 186ZM100 183H98V186L100 185ZM200 183H199V186L201 185ZM223 183H225V184L222 186ZM230 183H232V184H230ZM233 183L237 186L236 187L237 189H235L234 186L232 188ZM161 184H162V186H161ZM164 184H165V186H163ZM172 184H170V185H172ZM251 184H254L252 186L254 189L251 187ZM120 185H122V184H120ZM225 185H226V187L228 186L230 189L229 188H226V187L223 188ZM258 186L260 188H258ZM157 187L155 189H157ZM220 187H221V189H218ZM146 188H149V190H147ZM175 188H177L176 190L179 189L178 190L179 192H177L175 190ZM116 189H119V190L117 191ZM197 189L199 191H197ZM259 189H261L260 190V193H259ZM174 190L177 193H179V194H177L176 192H174ZM239 190L240 191H243V192H240L239 193ZM229 191L232 194H230ZM126 192H127V194H126ZM153 192H152V194H154ZM200 192H202L204 194V195L202 194L204 198H202L201 195L199 196L198 193H200ZM237 192H235V194H237ZM137 193H139L141 195H139ZM152 194H150L149 196H151ZM155 194H156V192H155ZM174 194H177V195H174ZM241 194H243V196H244L243 199H240L238 197V196H241ZM251 194H252V196H250ZM176 196H178V197L182 196V197H184V199L181 197L180 200L181 199L182 200L180 201V200H178L179 198L176 197ZM198 197H200V198H198ZM186 198L188 200L191 199L192 202L190 201V204L189 203L187 204L186 203V201H187ZM202 199L205 200V201L202 202L201 201ZM124 200L127 201L129 204L127 205V203H126V206H125ZM234 200H236V201H234ZM121 221H127L128 224H129V227H131L133 229V231L131 232L132 239H129L128 238L129 234L127 232H125L124 230H122L121 224L119 223ZM223 223L227 225V227L225 226L226 227V231H225L226 233L225 232L223 233V231H221L224 228V227L221 228L222 225H224ZM211 237H217V238H219L222 241L221 243H219L216 246L215 250L205 248L200 243V241L207 240V239H209ZM260 264H264V263H260Z\"/></svg>","mask_w":264,"mask_h":264},{"label":"rangeland","instance_id":"2","mask_svg":"<svg viewBox=\"0 0 264 264\" xmlns=\"http://www.w3.org/2000/svg\"><path fill=\"white\" fill-rule=\"evenodd\" d=\"M24 1H25V0H24ZM24 1H22V0H19V1H18V0H10V1L7 0V2H6V0H1V1H0V7H1V10H0V25H2V26H0V28L2 27V28L0 29V33H1V32L3 33V28H4V27H5V30H4V31H5V33H7V32H6V27H7V29H8V26L5 25V24H7V21H8V23H9V21H11V20H12V21L15 20L16 17H17V19H18V17H19V18L21 17L23 20L20 18V19H21V20L19 19L20 22L18 21L19 24H21V22H22V23L24 22L23 24H24V26L26 27V23L29 22V23H27V27L29 26L31 29H34V26H35L36 23H37V19L44 20V21L46 22L47 29H48V27H49L48 33H50L49 31H51V33L49 34V36H52V35L55 34L57 37H59L58 39H61V38L63 39V38H64V35H63V34H61V33H59V32L56 33V31H57L56 29H57V28L55 27L56 23H55L54 21L57 20V18H58L57 21L62 20V21H64V24L75 25V24L77 23V28H78L79 30L82 28V27H79V25H80V26H83V28H82L83 30L81 29L80 32H82V33H84V34H86V35H90V34H91L92 36H91V35H90V36H91V38H92V41H93V39H94L95 41L97 40V38L99 39V35H100L101 37L104 36V38H103V37H102V38H103L104 41L107 40L106 42H104V43H106V44H105L106 48H108L110 45H112V44H111V41H110L111 39H110L109 36L111 35V33H113V34L116 33V34L114 35V37H115L114 39H117V40L122 41V42H124V41L126 40V41L124 42V44H125L126 42L128 43V41H129L128 44H130V45H129L128 48L132 49V50H131V53H135V51H136V52H137V51L139 52L140 50H142V52L140 51L141 53H139V54H142V53L144 54V53H145V54H144L145 56H147V55L149 56V57L147 56L148 58L146 57V58H144L143 60H141V59H138V60L134 59V60H136V62L139 61V60H140V62L143 61V62H141V67H142V65H143L142 63H145V61H146V62L148 61L147 64L150 63V62H151L150 60L154 58V57H153L154 54H156V53L160 54L159 52H161V53L163 54V56H165V55L167 56V57L164 58V59L167 58V59H166V62H165V60H163V59H162V60H163L164 63L161 62V63L165 64L164 66H165L166 68H167V65H168V68H167V69H169V66H170V65L172 66V63L169 61L170 58L173 59V58L175 57V58L173 59V61H174L176 58H177V62H178V60L180 61V63L178 62L179 64H178L176 61H175V62H176L177 64H176V63H175V64L173 63L174 65L177 66V68L174 67V66L171 68V66H170L171 70L169 69L168 71H167L164 67H162V66L159 67L158 65H157V66H158L159 69H157V67H156V64H157V63L155 64V67H154V65H153L154 62L151 63V66H153L154 69H153L152 67H150V64H149V66H148V65L145 63L146 65H143L142 69H141V67H140V71H139V70H138L139 68H137V67L140 66V64H138L139 62H138V63H136V62L134 63V60H132V61H133L132 64H134V65L136 66V69L133 70V73H135V75L133 76V73H132V74H131V73H128V72H129L128 69H127V70H124V71H127L126 73L129 74V77H130L131 75L133 76V77H132L133 80H130V81H128L127 83H126V81L129 80V79H128L129 77H128V75H126V73L123 71V69H125L126 67L128 68V66H129V69H130L131 72H132V69H133L132 67L134 66V65L130 64L132 61H131V62L129 61L130 63H127V62H126L128 66H126V67L123 68V69L121 68L122 70L119 69L120 72L122 71L121 73L123 74V75H121V76H125V77H121L120 75H118L119 70H117L119 67H122V65H126L125 62H122V65H121V62H120V63H117V65H118L117 67H118V68L116 67V64H112V66H111V68H110V65H111V63H112L111 61H109V62H108V61H107V62H105V61H104V62H101V63H100V64H101L100 66H99V62H97V63H98L97 65H98L99 67H102V68H104L102 64H104V65H105V64H109L108 68L110 69V72H111V73H112L113 70H115V69L117 68L115 71H113V74H112V75H110V72H108L109 69H106V70H105L106 72H105L104 69L102 70L101 68L98 70V69H97L98 67H96L97 65H94V67H96V68H94V67L90 68L91 64H87V65L85 64V66L87 67V69L89 68V69L91 70V73H92V74H94V72H93L94 69H97L98 71L95 70V73L98 72V74H99L100 77H98V74H97V73H96V75H95V74L92 75L91 73L88 74V70H87V72H84V71H86V70L84 69V68H85V66L83 65L84 63H83V64L80 63V64H82V66H83L82 69H84L83 74H84V73H87V74H84V75H83V74L81 73V71L79 72V69H78V68H77L78 72L73 71V70H75L76 68L73 69V70H71V73H72V74H71V77H73V76L76 75L74 78H71V79H70V76H69V79H70L71 81H72L73 79L77 78V79H78V82H80V81H81L80 79H83V78H84L85 80L83 79L82 81H90V80H91L90 83H92V84H94V83L97 84V88L100 89V86H98V84H99V82L101 83L102 78H103V80L105 81V83H103L102 85H106V84L108 83V81H110L109 79H114V78H115V81H117V82L120 81V83L118 82L119 84L117 85V88H118V86H119L120 84H121L120 86H123V87H124V88H123V87H120V86H119V88L117 89V90H118L117 93H119L120 88H122V90L125 89L124 91H122V95H123L124 97H127V98H126L125 100H123V102H122L121 99H119L120 97H118V96L116 95L115 92L112 93L114 97H117V98H118V99H117V98H116V99L114 98V99H112V101L114 100V101H117V102H118V100H119V102H120V100H121L120 103H122V104L124 103V104L122 105V107L119 108V109L122 110V111L119 110V112H118V115H120L119 113L122 112L121 117H118L121 121H120L119 119H115V115H116V118H117V116H118L117 113H116L118 110H117L116 108H117L119 105H118V106L116 105L117 107L115 108V106H114V108H113V106H112L113 104H112V105H108V103L110 104V102L107 101V105H108V106L112 107L113 110L116 109V112L114 111L116 114L111 113V112H112L111 108H108V106H107L105 103H102V102L106 101L104 97H103V99H102V96H101V97H100L101 99H100V98L98 99L97 96L95 95L96 97L94 98V97H93L94 93L91 92V94H93V95L89 94V90H88V89L84 90V89L82 88L83 91H79V93H80L81 95H82L83 93H85V94H83V95H86V94L88 93L87 95H88L89 97H86V96H87V95H86V96H85V97H86V100L84 99L85 97L82 95V96H83V99H84V101H85V102H83V104H84V106H86V108L88 107L87 105H89V103L87 104V102H86V101L88 100L87 98H90V97H91V98H94V99L96 100V102H94L95 100H93V101L91 102V106H92L93 104H94V105L97 104V102H98L99 105H100V101H101V104H103V105H100V109H101V106H103V107H102V109L104 108L103 111H102V109H101V110L99 109V105H98V104H97L98 106H96V107H98V108H96V107H95V108H92V107H90V105H89L88 108H91V109H88V108H87L88 111H89V110L91 111V110L93 109V110H95V111L97 112V115H98V116L100 115L99 117H101V116L104 117L106 114H109V113H108L109 110H108V112H107V110H106L107 113H105V108H106V109H110V115H108V116L106 115V116H105L106 118H105V117L102 118V120L104 119V120H103V123H104L105 125H108V124L110 123L108 126H110V125L112 126V123H113L112 120H115V121H114V125H115L116 127L118 126L117 129H119V127H120V128L122 127L121 129H122V132H123V131H125V130H124V127L127 126V125L130 126L129 124L132 125V124H135V123H136L137 125H136V124H135V125L138 126V127H139V130H140V128H142V127H146V124H149V123L151 122V123H153V124H155V125H153V124L150 123V126L147 125V127H150V128H153V127H154V128H153V131L158 132L159 129H157V128H161V130H162L163 128H164V129H167L166 131H167L168 133H166V134H165V133H164V134L161 133V134H162L161 136L158 135L159 138H161V137L163 138V142H162L163 145H164V143H166L167 141H168V143H169V140H170V143H171V144L173 143L174 146L177 145V147L179 148L177 151L180 152V151H181L180 149L183 150L184 147H185L186 149H188V147H189V149H192L193 152H195V155H199V154H197V153H198V148H199V147H198V146H199V143L197 142V141H198L197 138H199L198 136H201V139H202V137H203V134H202V133H203V132H202V129H201V128H202L201 125H199V124L196 122V120H194L195 117H196L195 113L204 114V115H205V119H206V117H207V119H209L211 115L216 114L217 112L219 113V112L223 109V110L220 112V116L222 115V117H224V118L221 117L222 119H220V120H221V121H226L228 127H230L231 125H233L232 127H234V124H235V123H236L235 125H237V127H238V124H237V123L240 122V119H241L242 126H243V124H245L243 118L241 117L242 115H243V117L245 116V114H249V115H251L250 119H252V121H250V122H253V120H254V116H255V117H258V116H256V115H257V112H256V115L252 116V114L248 113V112H250L251 110L248 111V109H245L244 106L248 105L249 108H252V107H250V106H253L255 103H257L258 105L255 104L256 107H255V105L253 106L254 109L256 108V109L261 110V108L264 107V104H263V103H264V94H263V92H262V89L264 88V87H262V86H264V77L262 78V76H259L261 73H263L262 75L264 76V70H263V69H264V65H263L264 62L261 61V60L264 59V56H262V52H264V23H263V22H264V1H263V0H229V1H228V0H185L184 2H183V0H180V1H179V0H175V2H173V0H172V1H171V0H167L168 3H171V2H172V3H174V4H175L176 1H177V3L175 4V5H177V6L174 5L176 8L173 6V4H167L166 0H157V2H156L155 0H145V1H143V0H131V1H130V2H131V3H130V4H131V7H133V6L135 5L134 8H131L130 6H128V5H129V0H120V1H119V0H83V1H84V4H85V7H84V4L82 3L83 1L81 2V0H77V2H76L75 0H68V1H67V0H42V1H41V0H27L28 2L25 1L26 3H25ZM31 1H32V2H31ZM44 1H45V2H44ZM46 1H47V2H46ZM66 1H67V2H66ZM69 1H70V3L68 4L69 6H70L72 3H74V4L77 3V4H79L77 7L80 8V9H78L77 7L73 8V7H74V4H73V7H72L73 10H71V9H70L71 7L67 6V4H66V3H68ZM71 1H72V2H71ZM78 1H80V3H82V4L78 3ZM85 1H88V2L91 1V2H90L89 5H87L88 2L86 3ZM142 1H143V4H144L145 6L142 4ZM148 1H149V2H148ZM225 1H226V2H225ZM9 2H10V3L13 2V3H11V4H13V5H11V7H10V5H9V4H10ZM14 2H15V3H14ZM34 2H36V3L34 4ZM48 2H49L50 4H53V5L50 6V4H49ZM57 2H59L60 4L57 3ZM132 2H133L134 4H133ZM150 2H151V3H150ZM159 2H160V3H159ZM162 2H165V3H162ZM180 2H181V3H180ZM207 2H208V5H210V8H209V6L207 7ZM209 2H210L212 5H211ZM236 2L239 3V4H237ZM18 3H19V4H18ZM21 3H22L21 6L24 7V9H26V6L29 7V6L31 5L30 7L33 8V10H32V8H31V10H32V12H33V13L31 14V16H30V14H29L28 11L25 12L24 9L22 10V7L20 8V4H21ZM44 3H48L49 6H48V4H44ZM119 3H120L121 5H120ZM122 3H123V4H126L128 7H127V6H122V5H123ZM156 3H158V5H156ZM178 3H180L181 6H180V4H178ZM182 3L185 4V5H183ZM189 3H190V4H189ZM4 4H5L7 7L4 6ZM14 4H15V5H14ZM17 4H18V5H17ZM25 4H26V5H25ZM33 4H34V5H33ZM36 4H38V9H34V7H35ZM40 4H42V5L44 4V6H42V5H40ZM63 4H64V5H63ZM95 4H96V5H95ZM97 4H100V5L102 4V7L97 8V7L99 6V5H97ZM117 4H118V5H117ZM136 4H138L137 7H136ZM140 4L142 5L141 7H139ZM146 4H147V6H146ZM154 4H155V5H154ZM194 4H195V5H194ZM196 4H198V5H196ZM23 5H24V6H23ZM45 5H46V6H45ZM81 5H83V6H81ZM86 5H87L88 7L91 8V9L89 8L90 12H91V10H92V8H93L94 6H95V11L97 10V11H99V12H94V9H93V12H92L91 14H90L89 10H88L89 14H87L88 12H87V13L85 12V11L87 10V9H85V8H86ZM92 5H93V6H92ZM105 5H106V7H105ZM113 5H115V6H113ZM119 5H120V6H119ZM159 5H160V6H159ZM164 5H165L166 7H165ZM171 5H172V7H171ZM178 5H179V7H178ZM192 5H193V7H192ZM201 5H202V6H201ZM226 5H227V6H226ZM247 5H248L249 7H248ZM252 5H253V6H252ZM257 5H258V6H257ZM3 6H4V7H3ZM40 6H42V7H40ZM53 6H54V7H53ZM55 6H56V7H55ZM66 6L68 7V9H69L70 11L67 10V7H66ZM75 6H76V4H75ZM79 6H80V7H79ZM103 6H104L105 8H104ZM109 6H110L111 8H112V7H114V8L111 9ZM116 6H117V7H116ZM148 6H149V7H148ZM182 6H183V7H182ZM184 6H185V7H184ZM187 6H188V7H187ZM195 6H196V7H195ZM197 6H198V7H197ZM244 6H245V7H244ZM44 7H45V8H44ZM47 7H49V8H47ZM51 7H52V9H51ZM57 7L59 8V10H57V9H58ZM64 7H66V8H65L66 11H65ZM83 7H84V8H83ZM120 7H122V9H121L122 11L120 10ZM125 7H126V8H125ZM129 7H130V10L128 9ZM150 7H151V8H150ZM189 7H190L192 10H190ZM212 7H213V9H212ZM255 7H256V8H255ZM3 8H4V9H3ZM5 8H6V9H5ZM14 8L16 9V11H15ZM18 8H19V9H18ZM36 8H37V5H36ZM43 8H44V9H43ZM55 8H56V9H55ZM61 8H62V10L60 11ZM96 8H97V9H96ZM100 8H101V10H99ZM109 8H110V9H109ZM135 8H136V10H135L136 12H134V10H133V9H135ZM137 8H139L140 10L137 9ZM143 8H144V9H143ZM162 8H163V9H162ZM171 8H172V9H171ZM174 8H175V10H174ZM180 8H182V9L180 10ZM184 8H185V9H184ZM201 8H202V9H201ZM249 8H250V9H249ZM50 9H51V10H50ZM53 9H54V10H53ZM74 9H75V10H74ZM76 9H78V11L81 10L82 12H81V11H79V12L77 11V13H76ZM102 9H103V10H102ZM105 9H106V10H105ZM108 9H109V10H108ZM126 9H127V10H126ZM147 9H149V11H148ZM168 9H169V10H168ZM177 9H179V12H178ZM188 9H189L190 11H189ZM194 9H195V10L197 9L199 12H198V11H195ZM199 9H200V10H199ZM211 9H212V10H211ZM13 10H14L15 12H14ZM35 10H36V11H35ZM49 10H50V11H49ZM56 10H57V11H56ZM83 10H84V12H83ZM104 10H105L106 12L108 11V14L106 13V15L104 14V16H103L102 13H104V12H103ZM137 10H138V11H137ZM143 10H144V11L147 10V12H143ZM156 10H157L158 12H157ZM170 10H172V11H170ZM173 10H174V11H173ZM176 10H177V11H176ZM201 10H202V11H201ZM204 10H205V11H204ZM218 10H219V11H218ZM250 10H251L252 12H251ZM17 11L19 12V14H17ZM29 11H30V10H29ZM46 11H47V13H44V12H46ZM55 11H56V12H55ZM67 11H68V12H67ZM72 11H73V12H72ZM74 11H75V12H74ZM132 11H133V12H132ZM181 11H182V12H181ZM191 11H192V13H194V12H195V13H194V14H191ZM193 11H194V12H193ZM200 11H201V14H199ZM217 11H218V13H217ZM231 11H232V12H231ZM253 11H254V12H253ZM256 11H257V13H256ZM23 12H25L26 17H27V14H28V17H27L28 20L30 19V17H31L32 20H29V21H28L27 19L23 18V17H25V16H23V15H24ZM53 12H54V13H53ZM65 12H67L68 14L66 13V15H65ZM69 12H70V13H69ZM80 12H81V13H80ZM139 12H140V13H139ZM153 12H155V13H153ZM156 12H157V13H156ZM167 12H168V13H167ZM174 12H176V13H174ZM180 12H181V13H180ZM187 12H188V13H187ZM189 12H190V13H189ZM219 12H220V13H219ZM10 13H11V14H10ZM14 13H16V15H15ZM21 13H22V14H21ZM34 13L36 14V16L34 15ZM57 13H58V14H57ZM62 13L64 14V16H63ZM78 13H79V14H78ZM94 13H98V14H99V16H98L99 19H98L97 16H93V15H97V14H94ZM132 13H133V14H132ZM136 13H137V14H136ZM152 13H153L154 15H153ZM158 13H159V15H158ZM160 13H161V14H160ZM172 13H173L174 15H171ZM177 13H180V15L177 14ZM184 13H185V14H184ZM196 13H197V14H196ZM4 14H5V15H4ZM7 14H8V15H7ZM12 14L15 15V16H14L15 19H10L11 16L13 17ZM47 14H48V15H47ZM55 14H56V15H55ZM60 14H62V15H60ZM71 14H72V15H71ZM73 14H74V15H73ZM75 14H76V15H75ZM81 14H82V15H81ZM84 14H85V15H84ZM86 14H87V15H86ZM92 14H93V15H92ZM113 14H114V16H113ZM121 14H122V15L124 14L123 17H122ZM127 14H128V15H127ZM129 14H130V15H129ZM138 14H139V15H138ZM140 14H141V15H140ZM151 14H152L154 17L151 16ZM169 14H170L171 16H170ZM176 14H177V16H176ZM183 14H184V15H183ZM195 14H196V15H195ZM20 15H22L23 17L20 16ZM67 15H70V17L67 16ZM77 15H79L81 18L78 17ZM83 15H84V16H83ZM100 15L103 16V19H100V18H102V16H100ZM118 15H119V16H118ZM161 15H162V19H160V18H161ZM168 15H169V16H168ZM178 15H179V16H178ZM197 15H199V16H197ZM206 15H207V16H206ZM253 15H255V16H253ZM2 16H3V17H2ZM32 16H33L34 18H32ZM37 16H38V18H36ZM52 16H53V17H52ZM86 16H87V17H86ZM124 16H125V17H124ZM140 16H141L142 18H141ZM143 16H144V17H143ZM147 16H148V17H147ZM157 16H159V17H157ZM165 16H166V19H165ZM181 16H182V17H181ZM212 16H213V17H212ZM245 16H246V17H245ZM12 17H11V18H12ZM39 17H40V18H39ZM54 17H55V18H54ZM63 17H64L65 19H64ZM71 17H73V18H75V19H74L73 21H69V18H70V20L73 19V18H71ZM76 17H78V18H76ZM104 17H106V18H104ZM121 17H122L123 20L121 19ZM126 17H127V18H126ZM128 17H130V18H128ZM146 17H147V18H146ZM155 17H156V18H155ZM194 17H196V20H193V19H195ZM199 17H200V18H199ZM8 18H9L10 20H9ZM44 18H45L46 20H45ZM67 18H68V19H67ZM82 18H83V19H82ZM95 18H96L97 20H100V21H97ZM148 18H149V20L147 21ZM157 18H158L159 20H158ZM209 18H210L211 20H210ZM241 18H242V19H241ZM5 19H6V21H5ZM17 19H16V20H17ZM33 19H34V20H33ZM66 19H67V20H66ZM76 19H77V20H76ZM78 19H79V20H78ZM112 19H113V20H112ZM125 19H126V20H125ZM170 19H171V20H170ZM186 19H187V20H186ZM190 19H192V20H190ZM201 19H202L203 21H205V22H201V21H202ZM247 19H248L249 21H247ZM255 19H256V20H255ZM47 20H48V21H47ZM85 20H86V21H85ZM92 20H93L94 22H93ZM107 20H108V21H107ZM143 20H145L146 22H143ZM152 20L155 21V22H154V23H156L155 25L152 23V22H153ZM156 20H158V22H157ZM169 20H170V21H169ZM173 20H174V21H173ZM239 20H242V21H240L241 23L238 24ZM3 21H4V22H3ZM31 21H34V22H31ZM50 21H51V22H50ZM52 21H53V22H52ZM75 21H76V23H75ZM110 21H111V22H110ZM118 21H119L120 23H119ZM136 21H137V22H136ZM138 21H140L141 23L138 22ZM151 21H152V22H151ZM159 21H160V22H159ZM161 21H162V22H161ZM180 21H181V22H180ZM189 21H190V22H189ZM195 21H196V22H195ZM250 21H251V22H250ZM2 22H3V23H2ZM30 22L33 23V25H30V24H31ZM66 22H67V23H66ZM82 22H83V23H82ZM90 22H91V23H90ZM96 22H97V23H96ZM105 22L107 23V25L105 24ZM109 22H110L111 24L108 26V23H109ZM115 22H117L118 25L122 23V24L120 25L121 27H119V26L117 25V23L115 24ZM148 22H151V23H148ZM164 22H166V23H165L166 25L164 24ZM173 22H174V24H173ZM175 22H176L177 24H176ZM228 22H229V23H228ZM258 22H259V23H258ZM261 22H262V23H261ZM1 23H2V24H1ZM34 23H35V24H34ZM52 23H53V24H52ZM70 23H71V24H70ZM84 23H85L86 26L83 25ZM92 23H94V24H92ZM95 23H96V24H95ZM112 23H113L114 25H113ZM127 23H128V24H127ZM144 23H145V25H144ZM158 23H159V24H158ZM162 23H163L164 25H163ZM167 23H168L169 26H167ZM191 23H192V24H191ZM224 23H225V24H224ZM231 23H232V24H231ZM236 23H237L238 25H237ZM3 24H4L5 26H4ZM10 24H12V23L10 22ZM23 24H22V25H23ZM48 24H49V25H48ZM51 24H52V25H51ZM87 24H88V26H87ZM97 24H99V26H98ZM170 24H173V25L170 26ZM186 24H187V25H186ZM189 24H190V25H189ZM233 24H234V26H233ZM235 24H236V26H235ZM22 25H21V27H23ZM89 25H91V26H92V25L98 26V28L102 29V31L105 30V29H106V30L102 32V31H99L100 29L98 30V28L96 29V27H95V28H94V31L92 32L91 29H92L93 27H91V26H89ZM102 25H103V26H102ZM104 25H105L106 27H105ZM123 25H124L125 27H124ZM126 25H127V27H126ZM133 25H134V26H133ZM135 25H136V26H135ZM180 25H181V26H180ZM200 25H201V26H200ZM254 25L256 26L255 29H256L257 31L254 29ZM3 26H4V27H3ZM12 26H13V24H12ZM32 26H33V27H32ZM50 26H52V27L50 28ZM101 26H102V27H101ZM122 26H123L124 28H126V30H127V28H128L129 30H127V31H129V32L124 31L125 29H124ZM130 26H131V27H130ZM162 26H163V27H162ZM165 26H166V27H165ZM184 26H185L186 28H185ZM191 26H192V27H191ZM197 26H198V27H197ZM204 26H205V27H204ZM54 27H55L56 29H55ZM89 27H90V28H89ZM104 27H105V28H104ZM109 27H110V28H109ZM190 27H191L192 30L189 29ZM206 27H207V28H206ZM210 27H211V28H210ZM245 27H246V28H245ZM258 27H259V28H258ZM9 28H10V27H9ZM86 28H87V29H86ZM115 28H116V29H115ZM118 28H119V29H118ZM121 28H122V29H121ZM130 28H131V29H130ZM161 28H162V29H161ZM163 28H164V29H163ZM204 28H205V29H204ZM212 28H213V30H212ZM242 28H243V29H242ZM12 29H14V28H12ZM12 29H11V30H12ZM54 29H55V30H54ZM85 29H86V30H85ZM88 29H90L91 31L88 30ZM95 29H96V32H95ZM108 29H109L110 31H108ZM149 29H150V30H149ZM188 29H189V30H188ZM206 29H207V30H206ZM209 29H210V30H209ZM53 30H54L55 33L53 32ZM97 30H98V31H97ZM121 30H122V31H121ZM162 30H163L164 33H162ZM173 30H174V31H173ZM186 30H187V31H186ZM246 30H247V32H246ZM83 31H84V32H83ZM85 31H87V33H85ZM89 31H90V32H89ZM120 31H121V33H120ZM168 31H169V32H168ZM171 31H172V32H171ZM188 31H190V32L192 31L193 33H195V34H192V32H191L192 37L195 38L196 40L198 39V40H197L198 42H200V41H199V40H201L200 38H204V39H205V36H206V39H205V40L203 39L204 44H205L206 40H209L208 37H210V40H211L212 42L209 40V42H207L206 45H204L203 42H201L202 44H201V43H197L196 40H195L196 42H193L194 39L190 36L191 34H190ZM195 31H196V32H195ZM209 31H210V32H209ZM215 31H216V32H215ZM232 31H233V32H232ZM259 31H260V32H259ZM91 32H92V33H91ZM104 32H106V34H104ZM152 32H153V33H152ZM202 32H203V33H202ZM206 32H208V33L206 34ZM211 32H212V33H211ZM217 32H218V33H217ZM235 32H236V33H235ZM245 32H246V34H245ZM2 33H1V34H2ZM5 33H4V34H5ZM58 33H59V35H58ZM101 33H102V34H101ZM119 33H120V35H119ZM122 33H123V35H122L123 37L121 36ZM125 33L128 34V36H127ZM130 33H133V34L130 35ZM149 33H150V34H149ZM186 33H187V35H186ZM188 33H189V34H188ZM210 33H211V34H210ZM219 33H220L221 35H220ZM249 33L251 34L250 36L248 35ZM254 33H255L256 35H255ZM259 33H260V34H259ZM1 34H0V35H1ZM117 34H118V36H121V37H120V38L117 37ZM137 34H139V37H138ZM141 34H142V35H141ZM143 34H144V35H143ZM152 34H153V35H152ZM209 34H210V35H209ZM212 34H213L214 36H213ZM60 35H61V36H60ZM73 35H74V34H73L72 32H71V34L69 35V36H70V39L72 38L71 41H73V39H74V38L72 37ZM94 35H97V36L95 37ZM129 35H130L132 38H133V37H135V38L132 40V38L129 37ZM134 35H135V36H134ZM140 35H141V36H140ZM146 35H147V36H146ZM151 35H152V38H151ZM182 35H183V36H182ZM188 35H189V37H191L190 39H189V37H187ZM193 35H195V36H193ZM197 35H199L200 37H198ZM203 35H205V36L203 37ZM218 35H220V37H219ZM235 35H236V36H235ZM124 36H125V37H124ZM126 36H127V37H126ZM143 36H144L145 38H144ZM155 36H156V39H155ZM157 36H159V37H157ZM164 36H165V37H164ZM174 36H175V37H174ZM180 36H181L182 38H181ZM184 36H186V38H185ZM196 36H197V38H196ZM211 36L213 37V39H214L215 41L217 40V42H215L213 39H211ZM241 36H242V37L244 36V37H243L244 40L242 39ZM257 36H258V37H257ZM1 37H2V35H1ZM93 37H94V38H93ZM105 37H106V38H105ZM108 37H109V38H108ZM146 37L149 38L150 40H149V39L147 40ZM167 37H168L170 40H171V39H173V40L176 39L175 41L177 42V44H174V46H173V45H170V44L168 43V41H167V42L165 41V40L168 39ZM217 37H218V38H221V39H223V40H224V39L226 40V41H225V42H226L225 44H224L223 41L221 40V42L223 43L224 46H223L222 44H220V43H221V42H220V39H215V38H217ZM259 37H260V38H259ZM261 37H263V38H261ZM118 38H119V39H118ZM121 38H122V39H121ZM130 38H131V39H130ZM136 38H138V39H136ZM143 38H144V39H143ZM174 38H175V39H174ZM177 38H179V39H177ZM252 38H253V39H252ZM258 38H259V39H258ZM108 39H109V40H108ZM120 39H121V40H120ZM142 39H143V40H142ZM145 39H146V40H145ZM152 39H153V40H152ZM157 39H158V40H157ZM169 39H168V40H169ZM187 39H188V40H187ZM191 39H192V40H191ZM239 39H240V40H239ZM260 39H261V41H260ZM123 40H124V41H123ZM135 40H137V43H139V41H140V42L143 41V43H142V44L139 43V44H140V46H139L138 44H135V43H136ZM144 40H145V41H144ZM161 40H163V41L161 42ZM189 40H191V42H188ZM246 40H247V41H246ZM250 40H251V41H250ZM95 41H94L93 43H94L95 45H96V43H98V44H97V46H98L97 48H98V50H100V49H101V45H100V43H99V40H97L98 42L96 41V43H95ZM148 41H150V42H151V41H152V42L154 41V42H153V43L151 42L152 44H150V42L148 43ZM159 41H160L161 43H160ZM182 41H183V42H182ZM233 41H235V42H233ZM158 42H159V43H158ZM163 42H164V43H163ZM180 42L182 43V45H181ZM192 42H193V43H192ZM218 42H219V43H218ZM237 42H238V43H237ZM242 42H243V43H242ZM244 42H245V43H244ZM133 43H134L135 45L138 46L137 49H135L136 47H135V48H133V47L131 48V46H133ZM147 43H148V44H147ZM156 43H157V46H156ZM195 43H197V44H196L197 46L195 45ZM215 43H216V44H215ZM124 44H123V47H124ZM131 44H132V45H131ZM160 44H161V45L163 44V46L167 45V46H166L167 49L165 48V50H164V49L162 48L161 51H160L159 48L162 47V46L160 47ZM185 44H186V45H185ZM187 44H188L189 46H192L194 49H192V47L189 48V46H188ZM190 44H191V45H190ZM192 44H193V45H192ZM240 44H241V45H240ZM245 44H246L247 46H245ZM125 45H127V44H125ZM135 45H134V46H135ZM175 45H176V46H175ZM184 45H185V46H184ZM199 45H201V46H199ZM214 45H215V46H214ZM127 46H128V45H127ZM153 46H154V47H153ZM187 46H188V48H187ZM209 46H211V47H209ZM213 46H214V49L217 48L216 52L219 54V56H218L217 53H216L217 56H214V54L212 55V52L214 51V49L212 50ZM216 46H218V47H216ZM220 46H221V47H220ZM232 46H233V47H232ZM86 47H87V46H84V48H83V50L85 49V50H84V53H85V51L88 52V50H86V49H88V47H87V48H86ZM144 47H145V48H144ZM157 47H158V48H157ZM172 47H173V48H172ZM185 47L188 49V52H189V53H191V51H192V53L190 54V57L188 56V54H186L187 50H186ZM195 47H196V48H195ZM199 47H200L201 49H200ZM208 47H209V48H208ZM230 47H232V48H230ZM234 47H235V48H234ZM244 47H245V48H244ZM252 47H253V48H252ZM149 48H150V49H149ZM152 48H155V50L152 49ZM175 48H176L179 52H178ZM202 48H203V49H204V48L207 49V50H206L207 52L205 51V49L203 50ZM229 48H230V49H229ZM233 48H234V50H233ZM241 48H242V49H241ZM254 48H255V49H254ZM144 49H145V50H144ZM158 49H159V51H158ZM173 49L175 50V52H174ZM184 49H185V51H184ZM190 49H191V50H190ZM195 49H196V51H195ZM218 49H219L220 51H218ZM253 49H254V50H253ZM146 50H148V51H146ZM171 50H172V51H171ZM189 50H190V51H189ZM231 50H233V52L236 51L235 54H234V53H233V54H234V56H239V57H237L238 59H240L239 61H241V60H243L244 62L246 61V62H247L248 64H250V65H248L246 62H245L246 65H244L243 61H241V63H242L243 66H240V67H242V69H241L240 67H238L239 69H237V71H236L237 65H234V64H233V66H231V65H232L231 61L233 62V61L235 60L234 63H236V62L238 63V61H237L238 59H236V57L233 59V55L231 54V53H232ZM240 50H242V51H240ZM246 50H247V51H246ZM129 51H130V50H129ZM165 51H166V52H165ZM176 51H177L178 54L176 53ZM183 51H184L185 53H184ZM194 51H195L196 53H195ZM228 51H229V52H228ZM248 51H249V52H248ZM253 51H254V52H253ZM257 51H258V52H257ZM87 52H86L85 54H87ZM170 52H171V53H170ZM188 52H187V53H188ZM198 52H200V53H201V52H204V53L199 54ZM247 52H248V53H247ZM256 52H257V53H256ZM149 53H150L151 55H150ZM165 53H166V54H165ZM169 53H170V54H169ZM193 53H194V54H193ZM197 53H198V55H200V56H198ZM205 53H206V54H205ZM208 53H209V54H208ZM226 53H227V56H226V57H228V56L232 57V58H230L231 61L229 60V57H228V59H227L226 57H223V58L221 57L222 55H225ZM260 53H261V56H262V57L260 58V57L258 56V57H259V58H258L257 55H259ZM139 54H138L137 56H139ZM162 54H160V55H162ZM164 54H165V55H164ZM179 54H180V55H179ZM195 54H196V57H197V58L195 57ZM204 54H205V55H204ZM216 54H215V55H216ZM236 54H237V55H236ZM239 54H241V55H239ZM245 54H246V55H245ZM251 54H253V55H251ZM263 54H264V53H263ZM176 55H177V56H176ZM184 55H185V56H184ZM202 55H204L203 58H205V59L202 58ZM209 55H210V56H209ZM242 55H243V57H245V56L247 57V55H248L247 58L250 59L251 61H252V58H254V59H253L254 61L252 62L253 64L250 62V60L247 61V60H248L247 58H246V60H245V58L243 59V57L241 58L240 56H242ZM254 55H256V57H254ZM151 56H152L153 58H152ZM181 56L184 57V58H182ZM186 56H188L189 58L186 57ZM191 56H194L195 58H193V57H191ZM205 56H208V57H205ZM211 56H213V58H214V57H217V58H215L216 60L213 59ZM249 56H250V57H249ZM150 57H151V59H150ZM180 57H181V58H180ZM220 57H221V58H220ZM251 57H252V58H251ZM178 58H179V59H178ZM186 58H188V59H186ZM190 58H191L192 60H191ZM206 58H207V59H206ZM219 58H220V59H219ZM225 58H226V60H225ZM255 58H256V59H255ZM146 59H149V60H146ZM168 59H169V60H168ZM183 59H184V61H186L185 63L183 62ZM193 59L195 60V62H193ZM196 59H198V60H196ZM208 59H209V61H208ZM210 59L214 61L213 64H214L215 66L211 63ZM232 59H233V60H232ZM259 59H261L260 61H261L262 64L260 63ZM31 60H32V59H31ZM202 60H203V61H202ZM204 60H205V62H208V63H207V66L209 65V63H211V64L209 65L211 70L209 69V66H208V68L205 67L206 65H205V63H204ZM206 60H207V61H206ZM255 60H256V61H255ZM149 61H150V62H149ZM171 61H172V60H171ZM196 61H197V62H196ZM199 61H200V62L202 61L204 64H203L202 62H201V63H202V64H201ZM213 61H212V62H213ZM217 61H218V62H217ZM223 61H224V62H223ZM257 61H258V64H255V63H257ZM263 61H264V60H263ZM31 62H32V63H31ZM31 62H30V60H29V63H30V64H29V63H28V60H27V62L25 61V65H26V64L29 65V66L26 65V68L28 67V69H26V70H27V72L29 73L28 75H29L30 79H31V78L34 79V78H35L34 76H36V75L38 76V75H39V74H38L39 72H37V71H39V68H40V66H39V68H38V67L36 68L34 63H37L36 66L39 65L40 63L38 64V62H35V61H34V62L31 61ZM61 62H65V60H62ZM216 62H217L219 65H221L219 69H221L222 71H220V72L218 71V67H219V66H218V64H217ZM228 62H230V64H228ZM249 62H250V63H249ZM254 62H255V63H254ZM95 63H96V62H95ZM192 63H193V64L196 63V64L193 66ZM220 63H221V64H220ZM222 63H223V64H222ZM226 63H227L228 65H230V66H228ZM237 63H236V64H237ZM259 63H260V64H259ZM80 64H79V65H80ZM119 64H120V66H119ZM158 64H160V63H158ZM163 64H162V65H163ZM166 64H167V65H166ZM199 64H200V65H199ZM251 64H252V66L254 65V67H252ZM40 65H41V68H42V67H45L46 65L48 66L49 64H47V62H44V64L42 63V64H40ZM43 65H44V66H43ZM88 65H89V67H88ZM113 65H114V67H113ZM181 65H182V66H181ZM196 65H197V67H195ZM212 65H213V66H212ZM255 65H256V66H255ZM32 66H34V67L32 68ZM105 66H106V65H105ZM135 66H134V68H135ZM144 66H145V68H147V70L144 69ZM147 66H148V67H147ZM192 66H193V67H192ZM200 66H203V67L206 68V69L204 68L206 74H207V71H206V70H208V71H209V70L212 71V68H213V67L216 68V66H218V67L216 68V71H215V70L212 71L213 73L215 72L216 75H215V74H213L212 76L209 75L210 78H211V79H210L209 76L207 77V75L205 74L204 69H203V71H202V68H203V67L201 68ZM222 66H223V67H222ZM224 66H225V67L228 66V67L225 68ZM246 66H248V67H246ZM249 66H251L252 68H250ZM78 67H79V66H78ZM123 67H124V66H123ZM221 67H222L223 69L225 68V69H224L225 71H224ZM232 67H234L235 70H234V68H232ZM243 67H246V68L243 69ZM41 68H40V69H41ZM150 68H152L153 71H150V70H151ZM163 68H164L165 71L163 70ZM174 68L176 69L175 72H176V73L178 72L177 74L174 72V70H175ZM181 68H184L185 70H184V69H181ZM190 68H191V69H190ZM196 68H198V70H197ZM214 68H213V69H214ZM227 68H228L230 71H229ZM247 68H249V69H247ZM42 69H44V68H42ZM80 69H81V67H80ZM160 69L162 70V72H161ZM246 69L249 70V71H246ZM32 70H33V71H32ZM36 70H37V71H36ZM77 70H76V71H77ZM90 70H89V72H90ZM100 70H101V71H100ZM136 70H137V71H136ZM148 70H149L151 73L148 72ZM181 70H182L183 73L181 72ZM186 70H187V71H186ZM189 70H190V72H189ZM199 70H201V72H202L201 74H202V75H205V76H202V75L200 74ZM239 70H240L241 73L238 72ZM241 70H242V71H241ZM251 70H252V71H251ZM260 70H261V71H260ZM29 71H30V72H29ZM31 71H32V72H31ZM44 71H45V72L47 71L46 73L49 72L48 70H44ZM72 71H73V72H72ZM99 71H100V72L103 71L104 73H102V74L100 75ZM116 71H118V72H116ZM134 71H135V72H134ZM144 71H146V72H144ZM155 71H156V73H155ZM158 71H159V72H158ZM170 71H171V72H170ZM172 71H173L174 74H176V75H174V74L172 73ZM185 71H186V73H184ZM193 71H194V73H193ZM196 71H198V72L195 73ZM226 71H227V73H228V74H227L228 76H230V75H229V72H230L231 75H233V77L231 76V79H229L230 77H228L229 80H227V79H223V76L226 75ZM228 71H229V72H228ZM232 71H235V73L233 72L235 75L232 74ZM250 71H251V73H250ZM35 72H36L37 74H35ZM74 72H75V73H74ZM107 72H108V73H107ZM114 72H116V74H114ZM120 72H119V74H121ZM123 72H124L125 74H124ZM136 72H139V73L136 74ZM147 72H148V73H147ZM168 72H170V73H168ZM180 72H181V73H180ZM216 72H219V74H220V73H224V72H225V73L222 74V75L220 74L221 77H219V74H217ZM243 72H244V73H243ZM258 72H259V73H258ZM260 72H261V73H260ZM31 73H33L32 77H31V75H30ZM79 73H80V74H79ZM144 73H145V74H144ZM146 73H147V74H146ZM153 73H155V74H153ZM163 73H164V74H163ZM166 73H167V74H166ZM171 73H172V74H171ZM188 73H189V74H190V73H193V74H192L193 76H192L191 74H190V76H191V77H194V78L191 79V77L188 76V75H189ZM209 73H210V72H208V74H209ZM254 73H256V74H254ZM81 74L83 75V76H82L83 78L81 77ZM130 74H131V75H130ZM138 74H139V75H138ZM141 74H142V75H141ZM148 74H149V75H148ZM158 74H159V75H158ZM170 74H171V76H170ZM178 74H179V75H178ZM183 74L185 75V77H181V79H180L179 76H183ZM186 74H188L187 77H186ZM198 74H200V75L198 76ZM250 74H253V75L250 76ZM72 75H73V76H72ZM88 75H89V76H88ZM107 75H109L110 77H109V76L107 77ZM113 75H114L115 77H114ZM155 75H156V76H155ZM195 75H197L198 77H196ZM214 75L217 76L218 79L220 78V81L217 80V82H214V81H216V79H217V78H215ZM256 75H258L259 77H257ZM79 76H80V78H78ZM90 76H92V78H91ZM111 76H113V78H112ZM116 76H117V77L119 76V77H118L119 80H116V78H117ZM137 76H138V77H137ZM158 76H159V77H162V78L159 79ZM163 76H166V78L163 77ZM238 76H239V77H238ZM240 76H241V77H240ZM242 76H244V77H242ZM252 76H253V77H252ZM33 77H34V78H33ZM38 77H39V76H38ZM97 77H98V78H97ZM106 77H107V78H106ZM120 77H121V78H120ZM148 77H149V78H148ZM169 77H170V78H169ZM173 77H174L175 79H174ZM178 77H179V78H178ZM195 77L198 78V79L196 80L197 83H196V81H195V79H196ZM201 77H202L203 79L206 77V78L204 79V81H206V82H208V83H205V84H204V81H202V78H201ZM212 77H213V79H212ZM226 77H227V76H226ZM246 77H248L247 79H249V80H247V79L245 80L244 78H246ZM260 77H261V78H260ZM90 78H91V79H90ZM118 78H117V79H118ZM125 78H127V79H125ZM130 78H131V77H130ZM134 78H135V82H134ZM146 78H147V79H146ZM157 78H158V79H157ZM163 78H164V79H163ZM168 78H169L170 80H171V79H173V80L170 81ZM177 78H178V79H177ZM188 78H189L190 80H189ZM240 78H241V79H240ZM35 79H36V78H35ZM77 79H76V80H73V81H75L74 83H73V81H72V82L70 81V82L72 83V84H71V85H72L71 88L74 89V87L76 86V85L74 86V84L78 83V82H77ZM105 79H106V80H105ZM123 79H124V80H123ZM150 79H151V80H150ZM167 79H168V80H167ZM179 79H180V80H179ZM187 79H188V80H187ZM199 79H200L202 82H201ZM214 79H215V80H214ZM252 79H253V81H254L255 83L252 81ZM260 79H261V80H260ZM99 80H100V81H99ZM103 80H102V81H103ZM121 80H123V82H122ZM139 80H142L143 82L141 81L140 83H137ZM163 80H164L166 83H167V81H168V82L170 81V82L168 83V85H167V84L164 85L165 83H164ZM175 80H176L177 82H176ZM192 80H194V81H192ZM207 80H208V81H207ZM209 80H210V81H209ZM212 80H213V81H212ZM226 80H227V81H226ZM250 80H251V82H249ZM259 80H260V85L262 84V86H260L261 90H260L259 88H257V87L259 86V85H258V84H259ZM96 81H97V82H96ZM132 81H133V82H132ZM136 81H137V82H136ZM144 81H145V83H144ZM146 81H147V82H146ZM148 81H149V82H148ZM158 81L160 82V84H159ZM161 81H162V82H161ZM178 81H179V82H178ZM180 81H181V82H180ZM182 81H183V82H182ZM190 81H191V83H190ZM223 81H224L225 83H224ZM262 81H263V82H262ZM68 82H69V81H68ZM106 82H107V83H106ZM117 82H116V83H117ZM124 82H125V83H124ZM150 82H151V83H150ZM193 82H194V83H193ZM198 82H200L201 84L198 83ZM238 82H239V83H238ZM245 82H246V83H245ZM123 83H124V84H123ZM143 83H144V84H143ZM146 83H147V84H146ZM148 83H149V84H148ZM154 83H155V85H154ZM157 83H158V85H156ZM184 83H185V84H184ZM192 83H193V84H192ZM195 83H196V84H195ZM209 83H210V85H207V84H209ZM212 83H213V84H212ZM215 83H217V84H215ZM221 83H222V84H221ZM232 83H233V84H232ZM240 83H241V84L243 83V84L241 85ZM252 83L255 85V89H254V87L251 86ZM257 83H258V84H257ZM68 84L70 85V83H68ZM125 84H126V85H125ZM130 84H132L133 86L130 85ZM152 84H153V85H152ZM181 84H182V87H180ZM187 84H188V85H187ZM198 84H200L199 86H202V87H205V86L207 85V87L205 88L206 90H203V88H202V87H199ZM203 84H204L205 86H203ZM218 84H219V85H218ZM244 84H245V85H244ZM249 84H250V85H249ZM69 85H68V86H69ZM71 85H70V86H71ZM151 85H152V86H151ZM170 85H171V86H170ZM184 85H185V86H184ZM190 85H191V88L189 87ZM214 85H215V86H214ZM232 85H233V86H232ZM235 85H236V86H235ZM254 85H253V86H254ZM257 85H258V86H257ZM68 86H67V87H68ZM112 86H113V85H111V86H109V87H112ZM126 86H128V87L125 88ZM141 86H142L143 89L140 90ZM146 86H147V87H146ZM153 86H155V88H154L155 90L153 89ZM197 86H198V87H197ZM210 86H211V87H210ZM231 86H232V87H231ZM241 86H242V87H241ZM247 86H248V87H247ZM94 87H95V85L92 86V88H94ZM135 87H137L138 90H136L137 88L134 89ZM144 87H145L146 89H144ZM187 87H188V88H187ZM214 87H215V88H214ZM234 87H236V88L238 87V89H235ZM240 87H241V88H240ZM245 87H246V88H245ZM251 87H252L253 91H252V89H250ZM68 88H69V87H68ZM71 88H70V89H71ZM132 88H133V91H135V92H133V91H132V92H129V91H128V89L132 90ZM148 88H149V89H148ZM176 88H177V89H176ZM192 88H194V89L192 90ZM195 88H196V89H195ZM197 88H199V90H197ZM221 88H222V89H221ZM227 88H228V89H227ZM256 88H257V89H256ZM94 89H95V88H94ZM99 89H97V90H99ZM189 89H190L191 91H190ZM200 89H201V90H200ZM225 89H226L227 91H226ZM243 89H244V90H243ZM245 89H246L247 92L245 91ZM74 90H76V89H74ZM74 90H73V93L71 92L72 94L76 93V91H77V90H76V91L74 92ZM152 90H153V91H152ZM179 90H180V92H179ZM183 90H184L185 92H184ZM188 90H189V91H188ZM195 90H197V91H195ZM209 90H210V91H209ZM221 90H222V91H221ZM223 90H224V91H223ZM234 90H235V91H234ZM238 90H241V91H238ZM254 90H255V93L250 94V93L254 92ZM259 90H260V91H259ZM263 90H264V89H263ZM85 91H86L87 93H86ZM100 91H101V90H100ZM125 91H128L127 94H126ZM136 91H137V92H136ZM139 91H141V93H140ZM142 91H143V92H142ZM167 91H168V92H167ZM169 91H170V92H169ZM176 91H177V92H176ZM181 91H182V93H181ZM228 91H229V92H228ZM243 91H244V92H243ZM248 91H249V95H248ZM251 91H252V92H251ZM256 91H257V92H256ZM102 92H104V91H102ZM124 92H125V93H124ZM138 92H139L140 94H139ZM186 92H187L188 94H187ZM190 92H191V93H190ZM224 92H225V93H224ZM233 92H234V93H233ZM236 92H237V93H236ZM242 92H243V93H242ZM258 92H259V93H258ZM261 92H262V94H261ZM77 93H78V92H77ZM128 93H129V95H128ZM130 93H132V94H131V97H130ZM133 93H134V99H132V98H133V97H132V96H133ZM135 93H136V95H137L138 97L135 95ZM154 93H155V95H154ZM185 93H186V94H185ZM209 93H210V94H209ZM227 93H229V94L231 93V94L229 95V94H227ZM239 93H240V94H239ZM72 94H71V95H72ZM80 94H77V95H76L77 97L75 96V99H76V100H79V99H77V98H80V99H81V97L78 96V95H80ZM99 94H100V93H98L97 95H99ZM106 94L109 95V94H111V92H107V93L104 92V93H101L100 95L105 96ZM112 94H111V95H112ZM119 94H120V93H119ZM157 94H158V95H161L160 98H161L162 100L159 99V97L157 96ZM171 94H173V95H171ZM179 94H180L181 96H180ZM192 94H193V95H192ZM225 94H226V95H225ZM236 94H239V95H236ZM241 94H242V95H241ZM245 94H247L248 96L245 97V96H244ZM81 95H80V96H81ZM108 95H106L107 98L110 97V95H109V97H108ZM125 95H126V96H125ZM141 95H142V96H141ZM152 95H153L154 97H153ZM186 95H187L188 97H186ZM223 95H224V96H223ZM260 95H261V96H260ZM135 96H136V98H135ZM148 96H150V97H148ZM151 96H152V97H151ZM225 96H226L227 98H226ZM240 96H242V97H240ZM243 96H244L245 98H244ZM250 96H251V98L249 99L248 102H246V98H247V97H250ZM262 96H263V97H262ZM144 97H145V98H144ZM147 97H148V98H151V99H148ZM156 97H157L158 99H156ZM181 97H182V98H181ZM223 97H225V98H223ZM235 97H236V99H235ZM239 97H240L241 99H240ZM252 97H254L255 100H254ZM261 97H262V98H261ZM91 98H90V99H91ZM107 98H106V99H107ZM110 98H113V97L111 96ZM110 98L107 99V100L110 101ZM128 98H129V100H128ZM146 98H147V99H146ZM176 98H177V99H176ZM178 98H179V99H178ZM256 98H257V99H256ZM258 98H259V99H258ZM130 99L132 100V103H135L136 101H139L138 103L136 102L135 104H140V105H141V104L144 105L143 103H145L146 101L143 102V100H147V102L145 103V105H146V104L148 105V104L150 103V104L152 105V108L150 107L151 105H150V106L148 105L147 107H146L145 105H144V106L141 105L142 108H143L144 110H145V107H146V109L150 108L151 110L154 109V107H155V108L160 112V109L162 108V109H161V112H162V113L164 112V113H166V114H164V113L162 114L161 112H160V113H159V112L157 113V112H156L157 110L155 111V109L152 110V111H153V113H152V111L149 109V110H148L149 113H148V112H147V113H148V114H154L153 116H156V117H155V120H152V119H154V118H153V116L151 115V121L149 122V120H148V121L145 122L144 118L148 119V118L150 117V115H148L147 113H146L147 115H146V114H145V115H142V114L144 113V110H142L141 106L139 107V105H136V106H135V104H133V105H134V109L138 108L137 111H138L140 114H141V113H142V114L139 115L138 112L135 113L136 110H133V109H132L133 111L131 110L129 114L127 113V114H128V117L126 116L127 118H124V119H125V121H128V118H129V120H130V118L132 117V119H131L130 121L135 120V119H139V120H137V122H136V121H132V123H131V122L128 123V124L126 123V125H123V124H122V125H123V126H122L121 123H124V122H125L124 120H122L123 117H125L124 114H123V110H128V108L126 107V105H128L129 102H131ZM135 99H136V100H135ZM140 99L142 100L143 103H140V101H141ZM152 99H153V100H152ZM221 99H222V101H220ZM226 99H227V100H226ZM233 99H234V100H233ZM238 99H239V100H238ZM243 99H244V100H243ZM260 99L263 100V103L259 102ZM99 100H100V101H99ZM133 100H134L135 102H134ZM151 100H152V101H151ZM154 100H155V101H154ZM164 100H165V103H166V104L169 103V104H167V106L169 105L168 107L166 106L165 103H161V102H160V101L164 102ZM166 100H167V102H166ZM172 100H173V101H172ZM176 100H177V101H176ZM231 100H232V101H231ZM240 100H241V101H240ZM247 100H248V98H247ZM262 100H261V101H262ZM65 101H66V102H65ZM112 101H111V103H112ZM125 101H126V104H125ZM148 101H149V103H148ZM157 101H159V102H157ZM171 101H172V102H171ZM174 101H175V102H174ZM208 101H209V102H208ZM212 101H213V102H212ZM223 101H224V102H223ZM227 101H228L229 103H228ZM230 101H231V103H232V102L234 103L235 101H236V102H235V104L232 103V104H233V105H232V104L230 103ZM242 101H243V102H242ZM244 101H245V102H244ZM251 101H252V102H251ZM256 101H257V102H256ZM59 102L62 104V106H65V107H66V105H67V100H66L65 98H64V99L61 98ZM63 102H65L66 105H64L65 103H63ZM117 102H116V103H117ZM119 102H118L117 104H120ZM155 102L157 103L156 105H155ZM220 102H221L222 104L224 103L223 106H222V104L220 105ZM225 102H226V103H225ZM249 102H250V103H249ZM78 103H80V102H79V101H77L76 103L74 102V104H76V106L74 105L75 108L78 107V106L81 108L80 104L82 103V100H81V103H80L79 105H78ZM127 103H128V104H127ZM132 103H131V104H132ZM160 103H161V104H160ZM173 103H176V105H174ZM177 103H178V105H177ZM200 103H201V104H200ZM251 103H252V104H251ZM85 104H87V105H85ZM114 104H115V103H114ZM159 104H160L161 107L159 106ZM164 104H165V105H164ZM197 104H198V105H197ZM199 104H200V106H199ZM245 104H246V105H245ZM259 104H261V105H259ZM68 105H69V104H68ZM68 105H67V106H68ZM77 105H78V106H77ZM105 105H106L107 107H105ZM120 105H121V104H120ZM129 105H130V104H129ZM133 105H130V106H128V107H131V106H132L131 108H133ZM162 105H163V106H162ZM207 105H208V106H207ZM217 105H218V107H217ZM229 105H230V106H229ZM236 105H237L238 107H237ZM249 105H250V106H249ZM82 106H83V105H82ZM137 106H138V107H137ZM156 106H157V107H156ZM174 106H175V107H174ZM194 106H196V108H195ZM232 106H233L234 108H232ZM257 106H258V107H257ZM261 106H263V107H261ZM65 107H61L59 112H62V111H63V112H64V111L66 112V111L68 110V107H69V106L66 108V110H65ZM119 107H120V106H119ZM159 107H160V108H159ZM236 107H237V108H236ZM123 108H125V109H123ZM126 108H127V109H126ZM165 108L168 109V110H170V108H171V109H172L171 113H170L168 110H166ZM194 108H195V109H194ZM201 108H202V109H201ZM219 108H220V109H219ZM228 108H229V109H228ZM230 108L233 109V111H231ZM242 108H243V109H242ZM76 109H78V108H76ZM96 109H97V110H96ZM174 109H175V110H174ZM191 109H192V110L194 109V110H193V113H191V115L193 114V115H192L193 118H192V116L190 117V115H189ZM196 109H197V110H196ZM217 109H219V110H217ZM239 109H240V110H239ZM241 109H242V110H241ZM78 110H79V109H78ZM93 110H92V111H93ZM139 110H141V111H139ZM162 110H163V111H162ZM164 110H166V111H164ZM192 110H191V112H192ZM228 110L231 111L230 114L228 113V112H229ZM234 110H238L239 113H237V112L234 111ZM243 110H244V112H243ZM245 110L248 111V112H245ZM252 110H253V109H252ZM259 110H258V111H259ZM263 110H264V109H263ZM263 110L261 111V113L263 112ZM74 111H76V110L74 109ZM92 111H91V112H92ZM95 111H93L92 113H94ZM99 111H100V113H101V112H104L105 114H104V115H101L100 113H98ZM128 111H129V110H128ZM128 111H126V112H128ZM150 111H151V113H150ZM167 111H168L170 114H169ZM213 111H214V112H213ZM224 111H225V112H224ZM227 111H228V112H227ZM241 111L243 112V114L241 113ZM65 112H64L63 114H65L66 116H67V114H68V116H67V118H68L69 115H70V113H68L69 111H67V114H66ZM126 112H124V113H126ZM145 112H146V110H145ZM154 112H155V113H154ZM181 112H182V114H181ZM184 112H185L187 115H186ZM232 112L235 113L236 116H235V114L231 115ZM251 112H252V111H251ZM131 113H132V114L134 113V114L131 115ZM156 113H157V114H156ZM176 113H177V114H176ZM183 113H184V114H183ZM188 113H189V114H188ZM221 113H222V114H221ZM224 113H225V115H224ZM263 113H264V112H263ZM263 113H262V114H263ZM94 114H96V113H94ZM113 114H114V116H113ZM136 114H137V115H136ZM159 114H160V116H159ZM173 114H174V115L176 114V116H174ZM180 114H181V115H180ZM208 114H209L210 116H208ZM227 114H229V115H231V116L229 117ZM237 114H238V115H237ZM240 114H242V115L240 116ZM262 114H261V115H262ZM111 115H112V116H111ZM130 115H131V116H130ZM161 115H163V116H161ZM169 115H170V116H169ZM171 115H172V116H171ZM177 115H179L178 117H183V115H185V119H182V118H181L182 121H183V120H185V121H183L182 123H180V120H179L180 118H178ZM223 115H224V116H223ZM165 116H166V118H164ZM225 116H226V117H225ZM232 116H233L234 118H237V116H238V117L240 116L241 118H240V119L238 118L239 120L237 119L238 122H236V121H235L236 119H235V120H234V118L230 119ZM143 117H144V118H143ZM167 117H168V118H167ZM173 117L175 118L174 120L172 119ZM189 117H190V118H189ZM227 117H229V118H227ZM108 118H111L112 120H110V119H108ZM121 118H122V119H121ZM133 118H135V119H133ZM140 118H141V119H140ZM142 118H143V119H142ZM157 118H158V119H157ZM163 118H164V119H163ZM177 118H178V119H177ZM225 118H226V119H225ZM69 119H70V121H68V122H69V124H70V123H72V122H71L72 119H71L70 117H69ZM69 119H68V120H69ZM106 119H108L107 122L105 121ZM149 119H150V118H149ZM156 119H157V122H158L159 120H160V121L162 120V121H161V122L159 121V122H158L159 124H158V123L156 122ZM166 119H167V121H166ZM176 119H177V120H176ZM192 119H193V120H192ZM142 120H143V121H142ZM175 120H176V121L179 120V122L177 123ZM187 120H188V121H187ZM189 120H190V121L192 120L193 122L196 123L195 126H193V125L190 126V125H189L190 127H192V130H191V128L188 126V124L193 123V122H192V121L189 122ZM228 120H229V122H228ZM230 120H234V121L231 122ZM72 121H73V120H72ZM109 121H110V122H109ZM122 121H123V122H122ZM153 121H154V122H153ZM165 121H166V123H165ZM186 121H187V122H186ZM242 121H243V122H242ZM259 121H260V122H259ZM115 122H116V123H115ZM118 122H119V124H120L121 126H119ZM162 122H163V124H166L167 126L164 125V127H163ZM168 122H169V123H170V122H172V123L175 122V123L172 125V123H171V124H168ZM184 122H185V124H184ZM234 122H235V123H234ZM245 122H246V121H245ZM250 122H249V123H250ZM257 122H258V123L255 122V125H253V126H254V128H253V129H254L253 132L251 133V131L249 130L250 133H251L250 135L248 134V132H247V134H246V131H245V129H249V128H250V127L248 126L249 123H248V125H247V122H246V125H247V127H249V128L244 127V126H243L244 128H242V126H240V124H239V126L241 127V130L243 131V132L240 131L241 135H240L239 131H237V129L240 130V127L237 128V129H236V127H234L233 129H232V127H231V129H232V131L235 130V133H234V131H233L234 136H236L237 139H239V137H240V139H241L242 142L244 141L245 138H248L247 140H245L246 143H247V141H248V143H250V140H251V138L246 137V136H251L252 134H253V135H256V134H257V135L255 136L256 138H255V137L253 138V135H252V140H251V141L254 140L256 144L251 142V145H250V146H247L248 143L245 144V141L243 142V144H244V147H245V148L247 147V149L244 148V150H247L246 152H248V151L251 149V150L249 151V152H251V153H249V152H248V153H249L251 156H253V157H254V156H257V159L260 160V158H262V157H260V156H262L261 154H264V153H262V152L264 151V137H263V135H262V134H263L262 132H264V126H261V129H259L258 127H259L260 125H263V124H264V114L262 115V117L260 116V120H258ZM106 123H107V124H106ZM140 123H143V124L141 125ZM145 123H146V124H145ZM195 123H194V124H195ZM228 123L231 124V125H229ZM124 124H125V123H124ZM138 124H140L142 127H141L140 125H138ZM144 124H145V125H144ZM15 125H16V124H14V126H13V124H12L11 127L13 126V128H14ZM71 125H72V124H71ZM114 125H113V126H114ZM135 125H133V126L135 127L134 129H137V130H138V127H136ZM151 125H152V126H151ZM168 125H170V126H169V129H170L171 127H176V128H171V129L168 131V128H167ZM174 125H175V126H174ZM180 125H182V126H180ZM183 125H184V126H183ZM246 125H245V126H246ZM250 125H252V123H250ZM256 125H257V128H258V129H255ZM115 126H114V127H115ZM155 126H156V127H155ZM187 126H188L187 129H189V131L185 128V127H187ZM196 126H197V127H196ZM130 127H132V126H130ZM162 127H163V128H162ZM165 127H166V128H165ZM177 127H178V128H177ZM193 127H194V129H193ZM228 127H227V130H228L229 133H231V131H230L231 129L228 128ZM262 127H263V128H262ZM179 128H182V129L179 130ZM217 128H218L217 132L215 133L216 130H214V133H215V134L213 133V134H214V138H215L216 141L219 140V138H220V137H219V133L222 131L221 126H220V127L218 126ZM121 129H120V130H121ZM173 129H174V130H173ZM196 129H197V130H196ZM198 129H200V132H199ZM229 129H230V130H229ZM250 129H252V126H251ZM186 130H187V132H186ZM166 131H165V132H166ZM178 131H179V133H181V131H182L183 134L181 133L180 136H179ZM194 131H195V132H194ZM159 132H161V131L159 130ZM159 132H158V133H159ZM163 132H164V131H163ZM174 132H175L176 134H175ZM191 132H192V133H191ZM198 132H199V133H198ZM158 133H157V134H158ZM169 133L171 134V136H170ZM189 133H191V134H189ZM217 133H218V134H217ZM243 133L246 134V136H244ZM167 134L169 135V139H168V135H167ZM198 134H200V135H198ZM231 134H232V133H231ZM166 135H167V136H166ZM173 135H174V137H173ZM175 135H177V136H175ZM182 135H183V136H182ZM190 135H191V136H190ZM232 135H233V134H232ZM237 135H238V136H237ZM261 135H262V137H263V138H261L262 140L259 138V137H261ZM163 136H165V142H164V137H163ZM187 136H188V137H187ZM193 136H194L195 139H193ZM257 136H258V137H257ZM166 137H167V138H166ZM170 137H171L172 139L174 138V140L171 141V138H170ZM175 137H176V138H175ZM177 137H178V139H177ZM180 137H183V138L181 139ZM216 137H217V139H216ZM244 137H245V138H244ZM156 138H157V137H156ZM243 138H244V139H243ZM257 138H258V140H256ZM167 139H168V140H167ZM175 139H176L177 141H176ZM179 139H181V140H179ZM190 139H192L191 141H192L193 143H191ZM155 140H158V138L155 139ZM155 140H154V141H155ZM159 140H160V139H159ZM159 140H158V141H159ZM166 140H167V141H166ZM178 140H179V141H178ZM182 140H183V141L185 140V142H183V144H182V146H184V147L181 146V142H182ZM194 140H195V141H194ZM260 140H261V141H260ZM160 141H162V140H160ZM173 141L177 142V144L175 145V143H174ZM220 141H221V139H220ZM254 141H253V142H254ZM257 141H258V142H257ZM13 142H14V141H13ZM31 142H33V141H31ZM34 142H35V141H34ZM145 142H147L146 139H145ZM145 142L142 141V142H140V143H141L142 145H145V144H144ZM179 142H180V143H179ZM189 142H190V144H189ZM218 142H219V141H218ZM222 142H223V141H222ZM16 143H19V142L17 141ZM16 143H15V145H16L15 148L17 147V144H16ZM23 143H24V142H23ZM23 143L20 142L19 144H20V145L22 144V146H23ZM140 143H139L140 146H138V144H137V146H138V147H137V150L140 149L139 147H143V146H141ZM159 143L161 144V142H159ZM168 143H167L166 145H168ZM184 143H185V144H184ZM195 143H196V146H194ZM257 143H258V145H257ZM19 144H18V145H19ZM25 144H27V142L24 143V146H25L24 148H26V147L28 146V144H29V145H31V147L33 148V150H35L36 148H37V150L39 149V151L42 150V148L40 149L41 146H40L39 144H37V143H35V145H33L34 143H33V144H32V143H31V144L28 143L27 146H26ZM79 144L82 145V142H80ZM191 144H192L193 146H192ZM260 144H261V145H260ZM32 145H33L34 147H33ZM178 145H179L180 147H179ZM186 145H187V147H186ZM245 145H246V146H245ZM253 145H254V146H253ZM262 145H263V147H262ZM12 146L14 147V145H12ZM79 146H80V145H79ZM149 146H150V145H149ZM152 146L154 147V145H152ZM152 146H151V147H152ZM259 146H260V148H259ZM13 147H12V148H13ZM20 147H21V146H19V149L21 150L22 148H20ZM31 147L28 146L25 150H28V148H31ZM35 147H36V148H35ZM146 147H147V146H146ZM151 147H150V149H151ZM197 147H198V148H197ZM17 148H18V147H17ZM24 148H23L21 151H25ZM32 148H31V151H32V152H31V154H28V157H29L30 155H31V157H33V155H36V157H37V156H39V155L41 154V157H37L38 159H37V161H36L37 163H39L38 166H40V164H43V162H44V161H43L44 159H41V158H45V153H44L43 150H42V152L44 153V156H43L42 153H40L39 155H37L39 151H37V152L34 153L33 150H32ZM147 148H148V147H147ZM147 148H144L143 151L148 150ZM195 148H196V149H195ZM209 148H210V147H209ZM141 149H143V148H141ZM175 149H177V148H175ZM210 149H211V148H210ZM257 149H258V151H259L260 149H261L262 151H261V152H260V151L258 152V151H256ZM29 150H30V149H29ZM192 150H191V151H192ZM195 150H197V152H196ZM211 150H212L213 153H214V150H213V149H211ZM211 150L208 151V152H206V154H208V153H209V154L212 153ZM35 151H36V150H35ZM119 151H120V150H119ZM134 151H135V152L133 153L134 156L131 154V155H132V158H131V159H130V155L128 156V155H126V154H128V153H125L124 155H126V156L128 157V159H127V157H125L126 159H122L123 162L121 161V163L116 162V160L119 161L120 158H122V156H124V155H122L119 159H117V158L114 156L115 159H116L115 162L117 163V166H123L122 163H124V165H127V166H128V164H129L130 166H132V165H133V164H132V161H136V158H137V161H136V162H139L140 160H139L138 155L141 156V154L143 153V151H141L142 153L139 152V154L136 155V156H135L136 150H134ZM185 151H187V150L184 149L183 152H185ZM215 151H216V150H215ZM13 152L16 153L17 151H13ZM26 152L30 153L29 151H26ZM108 152H109V151H108ZM171 152H173V151H171ZM187 152H189V151H187ZM254 152H255V153H254ZM14 153L12 154L13 156H11L10 159H12L14 156H15V158H18V156L16 155L17 153H16L15 155H14ZM19 153H20V152H19ZM33 153H34V154H33ZM118 153H119V152H118ZM173 153H174V152H173ZM177 153H178V152H177ZM180 153H181V152H180ZM180 153H178V154L180 155ZM191 153H192V152H191ZM215 153H216V152H215ZM222 153H223V154H222ZM225 153L227 154L226 151L223 152V151L220 150V153L217 152L216 154H218V156L223 155L222 158L225 160L226 158L228 159V156H226ZM109 154H110V155H109ZM121 154H122V153H121ZM129 154H130V153H129ZM184 154H185V153H184ZM184 154H181V155H182V159L185 158V156H183ZM188 154H189V153H188ZM216 154H215V155H212V154H211V155H212V157H213V156H217ZM257 154H258V155H257ZM108 155H109L110 157L112 156L111 153H108ZM116 155L119 156V154H116ZM179 155H177V156H179ZM181 155H180V156H181ZM185 155H187V153H186ZM195 155H194V154L188 155L189 157H190V156H193L192 158H189V159H190L191 161H196V162H192L193 165L195 164V166H196V165H197V166H200V165H199V161H200V159H199L200 157H199V156H200V155L198 156L199 158H197V156H195ZM202 155H203V154H202ZM202 155H201V156H202ZM211 155H207V156H209V157L206 158V159L209 158V159H210V160H209L210 162H211V159H212V158L210 157ZM16 156H17V157H16ZM42 156H43V157H42ZM85 156H87V154H85ZM174 156H175V155H174ZM180 156H179V158H180ZM204 156L206 157V155L204 154L201 158H203ZM110 157H109V160H108V164H112V163L110 162ZM186 157H187V156H186ZM258 157H259V158H258ZM29 158H30V157H29ZM111 158H112V157H111ZM123 158H124V157H123ZM172 158H173V157H172ZM177 158H178V157H177ZM179 158H178V159H179ZM213 158H214V157H213ZM218 158H219V157H218ZM222 158H221V159H222ZM263 158H264V156H263ZM263 158H262V159H263ZM1 159H2V158H1ZM34 159H36V158L34 157ZM140 159H141V158H140ZM174 159L176 160V158H173V160L171 159V162H173ZM185 159H187V158H185ZM189 159H188V161H189ZM204 159H205V158H204ZM204 159H203L202 161L205 162L206 159H205V160H204ZM221 159H219V160H221ZM262 159H261L260 161H261V163H262V162L264 163V161H263L264 159H263V160H262ZM2 160H3V159H2ZM2 160H1V161H2ZM30 160H32V161L29 162V164H31L32 167H34L33 165H35V164H36V166H37V163H35V162L33 161V158H31ZM38 160H42V161H39V162H38ZM113 160H114V158L111 159L112 162H114ZM124 160H125V161H124ZM130 160H131V161H130ZM180 160H181V159H180ZM197 160H198V161H197ZM215 160H216V159H215ZM1 161H0V162H1ZM22 161H23V160H22ZM22 161H20V163H23ZM126 161H127V162H126ZM141 161H142V159H141ZM181 161H182V160H181ZM184 161L186 162V160H184ZM184 161H183V162H184ZM191 161L188 162V163H186V165H187L186 168H185L186 165L183 164V163H181V162H179V161H178V165L181 166V164H182V167L184 166V168H185V170H186V169L188 168V164H189L190 167H191V166L193 167V165L190 164ZM213 161H214V160H213ZM225 161H226V160H225ZM260 161H259V162H260ZM2 162L5 163L6 161L4 160V161H2ZM8 162H9V160H8ZM33 162H34V163H33ZM115 162H114V163H115ZM125 162H126L127 164H126ZM175 162L177 163V161H175ZM175 162H174V164H175ZM204 162H201V161H200V164H201V163H204ZM206 162L208 163V161H206ZM210 162H209V163H210ZM223 162H224V161H223ZM259 162H258V165L261 166L262 164L260 165ZM12 163L14 164L15 162H11V166L13 165ZM20 163H19V164H20ZM130 163H131L132 165H131ZM196 163H197V164H196ZM211 163H212V162H211ZM213 163L216 164V165H214V167H216V168H211V167H213V166L209 167V166H208L209 164L207 165L212 171L209 170V168L206 166L205 163L203 164V166L205 165V166L207 167V169H206V167L204 166L205 169H206V171H204V172L201 171L202 174L205 176V173L208 172L207 170H209V172H210V173L208 172L209 175L206 173V174H207V175H206V179H205V177L203 176V178H204L205 180L202 179V178H201V179L198 178V177H200V176H199V173L193 171L192 168H188V169H187V170H189V172L186 170V171H187V174L189 173V174H188L189 177H191V179L193 178L191 181H190V178H189V177L187 178L190 182L194 181V176H195V175H194V176L191 175L190 171H192L193 174H194V173H195L196 175L198 174V175H197L198 177H195V179L198 178L197 180L199 181V183L201 182V183H200L201 185L199 186V183H197V186H198L197 188H198V189H200V188L203 189V193H205V192H204V188H202V186L204 187L203 184L206 182V180H208V177H211V176L214 177V176H215L216 178H218L217 174H218V175L221 174V173H219V170H221V169L218 168V166H219V164H220L221 162H219V164H218V163H216V162L214 161ZM213 163H212V164H213ZM5 164H7V162H6ZM19 164H18V165H19ZM91 164H92V163H91ZM93 164H95V162H94ZM118 164H121V165H118ZM172 164H173V163H172ZM172 164H170L169 167H172V166H171ZM223 164H224V163H222V164H220V165H223ZM228 164H229V163H228ZM9 165H10V164H9ZM20 165H21V164H20ZM20 165H19V166H20ZM22 165H23V164H22ZM31 165H30V166H31ZM178 165L176 164V165H173V166H176V167H177ZM36 166H35V167H36ZM115 166H116V164H115ZM180 166L177 167L178 170H179V168H181ZM195 166H194L195 170L198 169V168H200V167H197V166L195 167ZM203 166H201V168H200L201 170L204 169V168L202 169ZM223 166H224V165H223ZM223 166H222V175H223V168H224ZM35 167H34L33 169H35ZM219 167H220V166H219ZM226 167L228 168L227 165H226ZM37 168L39 169V167H37ZM37 168H36V169H37ZM42 168H43V169H46V170H45V173H42V174H46V171H47V172L49 171V170L47 169V167L44 168V167L42 166L40 169H42ZM88 168H89V167H88ZM88 168H87V169H88ZM92 168H93V167H91V168H90L91 170H90V169H89V170H90V173H91L93 176H92L89 172H88V174L86 173V175H89V174H90V175L88 176V180H89V178L91 177L90 179L93 181V183H95L96 181L98 182L99 180H100L101 183H102V179H99V177H98V176H101V175H100V172H99V174L97 173V174H98V175H97L98 178H97V177H95L96 170H95V169L92 170ZM261 168H262V169H261ZM261 168H259V169H260V172L264 169V164H263V167L261 166ZM43 169H42V170H43ZM132 169H133V168H132ZM132 169H128V170L130 171V170H132ZM172 169L174 170V173H175V171H178V170H176V169H174V168H171V172L173 171ZM190 169H191V170H190ZM200 169H199V170H200ZM218 169H219V170H218ZM224 169H225V168H224ZM94 170H95V174H94V172H91V171H94ZM122 170H123V169H121V171H122ZM167 170L170 171V169H167ZM181 170H182V168H181ZM181 170H179L178 172L180 173ZM199 170H198V171H199ZM226 170H227V169H226ZM228 170H229V168H228ZM124 171L127 172L126 169H125ZM124 171H123V172H124ZM129 171H128V173H129ZM163 171H166V170H163ZM182 171L184 172V169H183ZM182 171H181V172H182ZM186 171H185V172H186ZM196 171H197V170H196ZM215 171H216V172H215ZM224 171H225V170H224ZM232 171H233V170H231V172H232ZM86 172H87V170H86ZM97 172H98V171H97ZM111 172L113 173V171L110 170V171H108L106 174L109 173V174H110L109 176L111 177V174H112ZM117 172H118V171H117ZM161 172H162V170H161ZM178 172H177V174H179ZM229 172H230V171H229ZM262 172H263V171H262ZM114 173H115V172H114ZM114 173H113V175H116V176H112V178H111V183H112V185H113L114 180L117 179L118 176H119V178H121V176L124 174V173H123L122 175L120 174V175H121V176H120V175H118V173H117V174H116V173L114 174ZM120 173H121V172H120ZM162 173H163V172H162ZM215 173H216V174H215ZM224 173H225V172H224ZM234 173H235V172L233 171V174H234ZM42 174H41V175H42ZM47 174H48V173H47ZM164 174H165V176H167V174H169V173L166 174V172H165ZM180 174L183 175V174H186V173H180ZM231 174H232V173H231ZM262 174H263V173H262ZM49 175H51V172H50V171H49ZM49 175H47L48 177H47V176H46V177L50 180V179H52V178H51L52 176H49ZM124 175H125V174H124ZM188 175H187V176H188ZM190 175H191V176H190ZM200 175H201V173H200ZM263 175H264V174H263ZM102 176H103V174H102ZM128 176H129V175H128ZM162 176H164V175H162ZM172 176H173V174H172ZM183 176H185V175H183ZM220 176H221V175H220ZM242 176H243V175H242ZM244 176H248V175L245 174ZM249 176H250V174H249ZM41 177H43V176H41ZM92 177H94V178H92ZM110 177H108V178L110 179ZM174 177H175V179L172 178V177H170V174H169V178H172V181L175 180V181H173V182H176L177 175L175 174ZM226 177H227V175H226ZM228 177H229V176H228ZM234 177H236V176H234ZM234 177H233V178H234ZM238 177H239V176H238ZM252 177H253V174L251 175V177H250V179H249L248 181H251V180H252V179H251ZM100 178H101V177H100ZM127 178H128V177L126 176V178L124 179V176H123L122 181H123V179H124V181H125V180H128ZM242 178H243V177H242ZM248 178H249V177H248ZM248 178H247V179H248ZM43 179H44V177H43ZM96 179H99V180H96ZM103 179H104V177H103ZM112 179H113V181H112ZM178 179L180 180V178H178ZM178 179H177L176 184H177L178 181H179ZM237 179H238V178H236V180H237ZM247 179H246V180H247ZM45 180H46V179H45ZM49 180H48V181H49ZM118 180H120V179H118ZM118 180H117V181L115 180L116 182L114 183L113 187H114V186L116 187L115 184H118V183H119V186H117V187H120V188H121L123 185H124V187H127V188L122 187L121 189L119 188L120 191H121L120 193H119V191H118L119 189H116V190L118 191V194H120V195H119L120 198H122V197L124 198V195H125V192H123V191H124L123 188L126 189V190L129 191V192H132V188H133L134 191H133L131 194H129V195L132 196V198L129 196V197H130L129 201L127 200V196H128V195L126 196V198H124V199H126L128 202L131 201L132 203L130 202V204H134V203L137 204L138 202H136V200L139 201V200H141L142 198H143V199H146V200H152L153 197H154V199H156L155 197L158 198L159 195L161 196L162 194H165V193L171 194V193H170V191H171L170 189L173 190L174 187L176 186L175 183L172 184V183H170V182H172V181H170V182H168V184L166 185V186L169 185V187H164V190H163V189H162V190L160 189L159 191H157V190L159 189L157 186H155L154 188H153V187H150V189L152 188V190H153V189L155 190L156 194H155V192H153V191H152V192H153L154 194H152V192L149 190V188H146L147 190H149V195L152 194V195H151L152 197L149 196L148 194H146V193H148V191H146V193L144 192V193L142 194V196H140V197L137 196L138 198H141V199H138L137 197H136L137 199H135V198H133V196L135 197L136 195H134V194H135L137 191L139 192L138 188H137V187H132V186H128V185H126V183H125L124 181H123V182H124V184H123V182H122L121 180H120L121 182H120V181L118 182ZM170 180H171V179H170ZM185 180H186V178H185ZM185 180H184V181H185ZM197 180H195V181L197 182ZM200 180H201V181H200ZM203 180H204L205 182H204ZM217 180H220L221 183H222V181H225V179L223 180L222 178H221V179L218 178ZM229 180H230V179H228V181H229ZM232 180H233V179H232ZM253 180H254V178H253ZM258 180H259V178H258ZM81 181H83V180H81ZM100 181H99L98 183H100ZM109 181H110V180H108V182H109ZM202 181L204 182L203 184H202ZM220 181H218V182L220 183ZM230 181H231V180H230ZM230 181H229V182H230ZM238 181H239V180H238ZM240 181H241V180H240ZM255 181H257V180H255ZM89 182L91 183L92 186H95V187H93L94 189H97L98 187H99V188H102V187H100V186H103V185H101V183H100V185L98 186V183H96L97 185H96V184L94 185L90 180H89ZM117 182H118V183H117ZM126 182H127V181H126ZM207 182H208V181H207ZM225 182H226V181H225ZM234 182H235V181H234ZM243 182H244V180H243ZM243 182H240V184H239L238 187L233 183L232 188H233V186L235 187V189H237V188H239V187H244V188H246V189L244 190V193H245V191H246V193H247V190H249L250 188L245 187V186H248L247 184H245V186H244L243 184H241V183H243ZM82 183L84 184V182H82ZM169 183L172 184V185H170ZM179 183H180V182H179ZM185 183H186V182H185ZM221 183H220V185H221ZM227 183H228V182H227ZM227 183H226V184H227ZM235 183L237 184L238 182H235ZM244 183H245V182H244ZM246 183H247V182H246ZM253 183H254V182H253ZM258 183H259V182H258ZM80 184H81V182H80ZM120 184H122V185H120ZM224 184H225V183H223L222 186H223ZM228 184H229V183H228ZM230 184H232V183H230ZM255 184H256V183H255ZM174 185H175V186H174ZM242 185H243V186H242ZM253 185H254V184H251V187H252ZM256 185H257V184H256ZM96 186H97V187H96ZM161 186H162V184H161ZM163 186H165V184H164ZM205 186H206V183H205ZM222 186H221V187H222ZM117 187H116V188H117ZM156 187H157V189H155ZM199 187H200V188H199ZM207 187H208V186H206L205 189L208 191V189H210V188H207ZM221 187L218 188V189H221ZM225 187H226V185H225L223 188H225ZM236 187H237V188H236ZM256 187H257V186H256ZM256 187H255V189H256ZM99 188H98V189H99ZM160 188H161V187H160ZM177 188H178V187H177ZM177 188H175V190H176ZM226 188H229V187L227 186ZM252 188H253V187H252ZM258 188H260V187L258 186ZM114 189H115V188H114ZM166 189H167V190H166ZM198 189H197V191H199ZM229 189H230V188H229ZM229 189H228V190H229ZM253 189H254V188H253ZM255 189H254V190L250 189L249 192L252 193L253 191H255ZM126 190H125V191H126ZM169 190H170V191H169ZM175 190H174V192H176V191L179 192V191H178L179 189L176 190V191H175ZM225 190H226V189H224V190H220V191H221V194L218 193L219 190H218V192H217V191H214L215 193H213V192L210 191L212 194H211V193H208V194H211V195H214V196L217 195V196L219 197V198H217V199H220V200L222 199V200H224V201L221 200L222 203L224 202L223 204H227V203L230 201V200L227 198L229 195H224V196H225L224 198H225V199L227 198V199L229 200V201H226V202H225V199L221 196L222 193L224 194V193L227 191V190H226V191H225ZM242 190H243V189H242ZM260 190H261V189H259V193H260ZM222 191H223V192H222ZM224 191H225V192H224ZM237 191H238V190H237ZM237 191H235V192H237ZM129 192H128V193H129ZM174 192H173V193H174ZM177 192H176V193H177ZM235 192L233 193L234 195H230V196H231V197H232V196L234 197L235 195H239L238 192H237V194H235ZM240 192H243V191H240V190H239V193H240ZM249 192H248V193H249ZM257 192H258V191L256 190V191H255V194H258ZM121 193H123L124 195L121 194ZM133 193H134V194H133ZM203 193L200 192V193H198V194H199V196L201 195V197L204 198V197H203V195H204ZM217 193H218V194H217ZM229 193H230V191H229ZM246 193L244 194L245 198H247L246 196L248 195V194L246 195ZM0 194H1V192H0ZM126 194H127V192H126ZM132 194H133V195H132ZM137 194H139V193H137ZM158 194H159V195H158ZM177 194H179V193H177ZM177 194H174V195H177ZM202 194H203V195H202ZM205 194H206V196L208 195L207 192H206ZM230 194H232V193H230ZM253 194H254V192H253ZM255 194H254V195H255ZM122 195H123V196H122ZM139 195H141V194H139ZM211 195H208L209 198H210ZM219 195H220V196H219ZM254 195H253V196H254ZM258 195H259V194H258ZM160 196H159V197H160ZM178 196H179V195H178ZM178 196H176V197H178ZM214 196H213V197H214ZM217 196H216V197H217ZM230 196H229V198H231ZM241 196H242V197H241ZM241 196H238V197H239L240 199H243V198H244L243 194H241ZM250 196H252V194H251ZM250 196H249V197H250ZM181 197H182V196L178 197V198H179L178 200H180ZM211 197H212V196H211ZM213 197H212V198H213ZM216 197H214V200H217ZM220 197H221V198H220ZM233 197H232V198H233ZM150 198H152V199H150ZM182 198L184 199V197H182ZM198 198H200V197H198ZM232 198H231V199H232ZM234 198H236V197H234ZM239 198H238V199H239ZM132 199H133V200H132ZM186 199H187V198H186ZM186 199H185V200H186ZM227 199H226V200H227ZM181 200H182V199H181ZM181 200H180V201H181ZM208 200H209V199H208ZM232 200H233V199H232ZM127 201L124 200V204H125V206H126V203H127V205L129 204ZM187 201H188V202H187ZM187 201H186V203H187V204H188V203L190 204L191 199H189V200L187 199ZM201 201L204 202L205 200L202 199ZM218 201H219V200H218ZM234 201H236V200H234ZM191 202H192V201H191ZM231 202H232V201H231ZM229 203H230V202H229ZM231 204H232V203H231ZM223 224H224V223H223ZM225 226L227 227L226 224L222 225V227H221V228L224 227L223 230H221V231H223V233L226 231V227H225ZM225 233H226V232H225ZM253 261H254V260H253ZM263 261H264V260L259 261V262H257V264L264 263Z\"/></svg>","mask_w":264,"mask_h":264},{"label":"snow or ice","instance_id":"3","mask_svg":"<svg viewBox=\"0 0 264 264\" xmlns=\"http://www.w3.org/2000/svg\"><path fill=\"white\" fill-rule=\"evenodd\" d=\"M13 53H0V71H10V70H16L19 68V64L14 59ZM10 57H13L10 59ZM5 86L8 87V81H5ZM11 94V93H10ZM13 102L15 103V100L13 98ZM19 107V106H18ZM24 110V109H22ZM115 223V222H114ZM121 224L122 230L127 232L129 234L128 238L132 239L131 232L133 229L129 227V224L127 221H121L119 222ZM222 241L217 237H211L207 240H202L200 243L203 245V247L215 250L216 246L221 243ZM142 264H146V261H143ZM232 264H239L237 261H233Z\"/></svg>","mask_w":264,"mask_h":264}]
</instances>
